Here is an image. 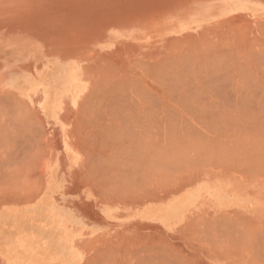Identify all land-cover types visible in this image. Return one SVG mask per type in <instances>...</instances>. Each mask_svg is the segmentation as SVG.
<instances>
[{
  "label": "rangeland",
  "instance_id": "rangeland-1",
  "mask_svg": "<svg viewBox=\"0 0 264 264\" xmlns=\"http://www.w3.org/2000/svg\"><path fill=\"white\" fill-rule=\"evenodd\" d=\"M263 1L264 0H0V54L5 55L4 58H1L0 59V89L2 87L1 86V83L4 82L5 80H7L11 76H28L29 78H32V82H31V85H30L31 86V88H30V91L31 92L36 91V90L45 91L44 89L48 88L49 85H50V83H51L49 81L50 80L49 73L52 70V65L51 64H65L66 63V64H72V65L75 64L76 66H80L82 68V71H84V72H87L88 71L89 72V76L88 75H85L86 78H84L85 79V82L87 81L86 83L88 85V88H87V90H86V92L84 94V97L86 96V93H88V91H90L89 94H87V101L84 100L85 101L84 102V106H83L84 108L82 110H80V113H79V110L78 109H74V108L71 109L70 106L66 108L67 110L64 109V111L61 113V114H63L65 111H71V113H72V114H66V113L64 114V115H72L71 117L64 118V119L61 118V122L66 121L65 127L67 128V132H65L64 134L63 133H58V131L56 130L55 127H53L51 125H48L45 122V119H44L43 114L40 111H38V107L36 106V99L37 98H35V100L32 103H30V104L27 105V112L28 111H31L30 112V115L33 116L32 119L29 118V117H28V119H25L26 116H28L26 114V112H25V109L23 111V108H21V106H19L21 108L20 109L18 107V105L15 104V102H12L13 101L12 99H9V98L7 99L5 97H4L5 99H2L3 98V95L0 94V98L2 99V100L0 99V108H1L2 113L4 115H6V116H4L1 113V111H0V114H1V116H0L1 117V119H0V122H1L0 123V126L2 124L1 130L3 131L4 130L3 128L6 127L5 128V130H6L7 127H10L11 130H14V132H15V134H13V131H11L10 134H12L14 136H11L10 135L9 137H7L8 136L7 131H8V133L10 132V130H9L10 128H8V130L5 131L6 133H3L4 135H6L5 136L6 137L5 139H8V140H5L4 137H3L4 135L3 134L2 135L0 134L1 135L0 136V141H1L0 143L4 146V148L2 149L1 148L2 145H0V152H2V150L3 151L5 150L4 152H2L3 154L0 153V162L3 160L1 162L2 164L0 165V170H2L1 171V174L4 177H8L6 175V171H7V167H9L8 171H9L10 179H12V176L16 179V181H14V183L12 182L13 180L11 182H9L7 180H6L7 182H5V180H0L1 181L0 182V186H4V184H5V186L7 185V187H8V185H9L8 188L6 187L7 189L4 186V189H6L7 191H5L3 188L0 187L1 188L0 189V209L3 208V207H5V206H11V205H13L12 207H22L25 203L26 204L29 203V199H30V201H33L36 198V197L34 198V196H33V195H35V190H36V188H38L39 184L41 185V182L40 181H41V179H43L42 177H45L43 175L46 174L47 165L49 163H51V162L56 161V158H57L58 161H56V163H57V166L56 167H57V172L58 173L56 172V180H55V182H58V183H60L62 185L61 189H62V191L64 190L66 192V194L63 195L60 192L59 193H56V198H58V199L63 198L59 202L62 203V206L63 207H66V208H64L65 211L69 212L70 214L73 211L72 214H71V216L73 217V219L77 223L76 226H74L77 230H83L85 232V231H87V229L89 230V229L95 228V232H91V234H85V235H82L80 237H76L75 239L72 240V243L78 247V251H79V254H80L81 264H91V259H92V262L94 261V259H96V261H94L93 264H98V263L99 264H108V263L109 264H123L124 262L126 264H138L141 261L140 259H142V258L145 259L146 258L145 260H147V259H150V256L152 257L151 260L153 261V264H155L156 261H157V264H248V263L249 264H254V263H256V264H264L263 263L264 262V249H263V253L261 252L262 248H264V246H263L264 245V233L262 232V231H264V177L261 176L262 173H263L262 175H264V169H263V171L260 170V173H261L260 175H255V177H254V175L252 176V173L254 174V173H256L259 170V168H258L257 171L255 172V170H256V167L255 166H256V163L259 164V162L261 160H263L262 158L264 157L263 156V154H264L263 153L264 152V148L262 147V149H263V150L261 149L262 151H260L258 148L253 149L254 150L253 153L254 152L257 153V150H258V153H257L258 155H261V153H263L261 155L263 157L261 158V160L259 159L260 161L258 160V157H256V154L255 153H254L255 156L253 155L254 157H256L255 159H254L253 156L247 157L248 156L247 155L245 157L244 156V152L246 154V152L248 151V149L244 148V149H246V151H244L242 153V155L244 156L245 159L246 158L247 159L249 158L248 159L249 160V163H250L249 165H248V162H247L248 160L246 159V161H245L244 158L241 159L240 158V155L241 154H237L238 152L236 154H233V155H239L238 158L237 157L235 158V156H233V158L235 159V161L237 159H239V158H240V161L242 160L241 162H239V160L236 161V163L237 162L239 163V164L237 163L238 165L236 163H234L235 161L234 162L229 161L228 160L229 157L226 154L225 156H227L228 158H226L225 156L224 157L229 161V166L230 167L228 168L227 167V163L228 162H226L225 160H223L222 156L224 154L222 155V153L228 152L229 150H228V147L227 146L230 147V145L229 144L226 145V144H223L222 143L223 144V146H222L223 151L225 150L226 152L225 151L224 152H221V155H222V156L220 155L221 158L218 157V156L217 157L215 156V158H220L219 161L222 159V161H220V163L215 160L216 162H218V165L220 164L219 166L217 165L220 168H214L216 165L213 166V168H212L211 166L214 165V162H213V164H211V162L209 161V163L211 164V166H209L210 164L209 165L207 164L209 167H206V168L204 167V169H203L201 167L202 164H199L198 163V160L199 161L201 160V161L204 162L205 159L207 161V158H206L205 154L202 156V152H200L201 149L200 150L197 149L198 147L196 149L194 148V152L197 151L198 153L191 152V148L193 147V144L190 143L191 142V139L192 140L194 139L195 141L196 140H202L203 141L206 137H208V138L211 137L210 139H212L213 137L215 138V134H216V138L218 136V139L216 141L215 140L214 141L217 143V141L218 142L219 141L221 142L223 140V138L222 139L220 138V135L223 137V134H225L226 137H227V134L225 133V130L224 129H228L229 128L231 131L232 130L235 131L236 128L224 127L223 128V130H224V133L223 134H220L223 131L221 129H219L221 131H217V130L214 129L215 130L214 133H213L214 130L213 131L210 130V132L212 131L210 133L209 130L208 131L206 130V129H210V126L207 124V122L206 123H203V124H205V125L207 124L206 126H209V128L203 127L204 125H199L201 123H198V122H201L202 120L201 121H197V120H195L196 117L194 118L195 115L192 114V116H191L190 110L192 112V108L189 109L191 107V105H189L190 107L188 108L189 110L186 111L187 113L185 112V107L187 108L188 104H192V103L195 104V102H196V103H198L197 104L198 106H202L203 103H201V102L204 99L202 100L201 98H203V97L205 98L206 94H207V96H206L205 99H208V97L210 98V96L212 94L210 91L212 89H213L212 92H213L214 95L212 94L211 98L209 99L210 100V103L212 102V99L213 98H215V99L217 97L220 98L221 95H219V94H222V96H223V97H221L222 98V101H220L221 98L220 99L218 98L219 99L218 100L219 102L218 101L215 102L216 100L214 99L215 101L213 100L212 104L213 103L214 104H216V103L218 104L220 102L222 104L223 100L224 101L226 100V102H225L226 104L223 102V104H225V105L231 104L232 102H235V101H232V99H234V96L232 97L231 95L232 94L235 95V92L234 91H235L236 87L238 85L239 86H242V84H244L245 87H248L249 89L251 88V90L253 89L252 91H249V89H247V88L244 87L245 90H248L247 93H249V92L252 93L253 92V95L254 96L252 97V95H251V97L253 99L255 98V96H257V97L263 96L262 94L260 95V93H261V91L264 90L263 89L264 88V84L261 85L260 83H262V82L258 83L259 82V78L258 77L262 73L264 74V72H261L262 71L261 69L259 71L258 70L259 63L256 62V63H258V66L256 67V63L254 64V62L257 61V60L258 61H261L263 64L260 62L261 65L259 66V68H263L264 67V59H263L264 58V46H262V45H259L260 47L258 46V44H263L264 45V43H263L264 42V35H263L264 34V32H263L264 31V24H262V25L261 24L260 25L257 24L259 26V27H257L256 26V23L252 21V20H255V16L253 15V6H254L253 3L261 4L264 7V2ZM223 8H225L226 10H228V13H227L226 16L220 17L219 16V14H220L219 13V10L220 9H223ZM210 15L213 16V18L212 19H209V20H207L205 22H203L202 23L203 28H201L200 30L196 31L195 28H196L197 23H195L194 21L195 20H199L200 18H204V17L206 18V17H208ZM155 21H156V23H155ZM129 23H130V25H129ZM145 23L147 24L146 26H145ZM155 24H157L158 26L157 25L155 26ZM131 25H133L134 27H131ZM259 30H260V32H259ZM244 32L245 33L247 32V34H246L247 36L245 35ZM236 34H237V36H236ZM183 35H184V37H183ZM253 35L254 36H257L258 38L257 37H254ZM252 38H255V40L253 41ZM242 39H243V41H241ZM237 40H238V42H237ZM251 40L253 42H255V43L252 42L253 43L252 44L251 43ZM195 41H196V43H195ZM105 42H107L108 44H106ZM243 42H244V45H243ZM13 43L14 44H18L21 47L22 50L20 49V47L14 48L13 47ZM101 44H103V45H101ZM218 44H220V45H218ZM225 44H227V47L226 48H228V49L221 47V46L225 47ZM242 45L245 46V47H242ZM217 46H218V49L216 48ZM228 46L230 47V49H229ZM241 47H242V49H241ZM206 48L208 50L210 49V51L208 52L206 50ZM231 48L233 50H234V48H236V49L234 51H232ZM250 48H251V50L254 48L252 50L253 54L252 53H249L251 51L248 52V50H250ZM203 49H205L204 50V54L202 53L203 52ZM222 49H224L225 54L227 52V55H225L224 53H220L219 52V50L223 52ZM243 49H246V52ZM186 50L190 51V52H188L189 53L188 55H190V57L187 54H185L187 52ZM182 51H185V52H182ZM211 51H212V53L215 52V54H216V52L222 54V55L219 54V56L221 58L223 56L225 62H227V60H228V63L229 64H230V60L232 59L231 60L233 62V63L231 62V64H232L231 69L232 70L229 68V69H225L227 71V73L223 72V69H224L223 67H225V65H223V67L219 66L218 63L221 62L220 59L217 58L219 56H217V55H215L213 53V55H215V56H212L213 58H211V55H212V54H210ZM228 51H230V52H228ZM254 51H256V52H254ZM145 52H146V54H145ZM151 52L157 53V59L156 60L158 61V63H156L157 61L155 62L157 65L159 64V60L163 56V60L162 59L161 60L163 61V63L166 62L168 67L165 66L166 64L164 66L167 67V68H169V71L171 70L173 76L171 75V73H170V75L172 77H174V81L170 79L171 80V83L184 81L183 82L184 83V86L183 87H186L187 88L184 92H187V94L189 93V95H187V94L186 95H182V97L179 95V98L177 99V101H179V102H180V100H182L183 102L187 100L188 101L187 106H185L186 104L184 105L185 102L182 103L184 106L183 105H182V107L177 106L178 102L175 103L176 102L175 101L176 100L175 98H177L178 96L175 97V98L173 97L174 98V101H175V102L173 101L174 102L173 103V102H171V99H169L168 94H167L168 99L165 97L166 96V94H164L165 92L163 93L164 94V100H162L163 101L162 104L163 105L164 104L166 105V103H167V107L165 105L162 106V104H159V108H156L157 105L155 107H153V105H151V106H152L153 109L156 108L155 110L157 111V110H160V105H161V109L164 108V110H167V111L162 110V112L163 111L166 112V116L169 115V109L170 108H171V111H173L174 113H176L178 115H182L183 117L180 116L181 117L180 119L183 120L182 123L184 122L185 123L184 125H186V126H187V124L189 125L188 126L189 129H187V130H186V128H187L186 126L184 127L185 130H184V128H183V130H182V128H180L181 121H179L180 120L179 119V116H177V117H178V121L180 123L177 121L178 123L176 122V125H175V123L173 125H171L172 124V120L176 118V116L172 115L174 113H171V115L174 117L172 120H170L171 121L170 122L171 123L170 126H172V127L171 128L170 127L168 128L165 125V121H166V124H167V122H169V119H171V118H169L171 116L169 115V117H167L168 118V120H167V118L165 117V113L164 112H163V115H162V113H159L161 110L158 111V113H159L158 116L160 117V119H161V117L164 116L162 118L163 119L162 120L163 121L162 124H163V127L166 126L167 129L166 128H163V127H159L158 129L155 128L157 126H162L159 123H158L159 125L154 126V128L152 127L154 124L151 123V124H153V125L150 126L152 129H148L149 128V127H147V124L148 123H146V122H148L147 121V117L150 116V113L148 111H150L152 108L150 109L149 106H146L148 108V109H146V111L148 110L147 112H148L149 115L147 116L145 114L143 117H141L143 115V113H141V112L144 110V107H145V106H143L141 104L143 102L142 100L144 98L141 99V103H140V100H138V103L140 104V109L138 107L139 105L136 106V108H133L132 105H131V103H128V106H126V107L132 109L135 113L132 112V110H127L126 111V109H128V108H125L124 115H121L122 114V112H121L120 115L118 116L116 112L115 113L113 112L114 113L113 115L116 114V116H113L112 113H110V111H108V112H101V110H100V105H101V109H102V106H103L102 104L103 103L101 102L102 100L101 99L98 100V98L101 97L102 88H103V90H105L104 89L105 84L110 83L112 79L115 80L114 82H116V83H119V80H120V83H121L120 85L125 84L126 87L124 85L123 86H124L125 89L127 88V90H128L127 93H129L131 91L130 88L133 89L136 92L142 86L143 87L144 86L145 87L148 86V88H151V87L154 88L156 86L155 85L156 82L153 81V80H151L152 79L151 78V75H152V77L154 79V77H155L154 73H156V72H153V74H151V75L149 74L148 77L144 73L146 75V78H145V75H143V72H141L143 70L144 71L146 70L145 72L147 73V69L145 67H148V66H146L144 63H147V59L148 58H145V57H148L149 56V53L151 54ZM117 53H118V55H117ZM173 53H175V54H173ZM182 53H184V54H182ZM239 53H241V54H239ZM248 53H249V55H247ZM256 53L257 54L259 53V56H257ZM169 54L173 55V57L171 55H169ZM200 54H203V56L199 60V58L201 56ZM232 54H234V55H232ZM238 54L241 55V56H239ZM243 54H244V56L247 55L248 58L246 57L247 59H244L245 57L242 56ZM8 55H9V58H10V55L12 57H16L17 56V58H15V61H17V63H15L14 60L9 59L7 57ZM195 55H197V56H195ZM235 55H236V57H235ZM254 55H256V56H254ZM175 56L176 57H179V58H177V59H180L179 61H181V59L186 58L187 61H185V59H184L185 64L188 62L186 64V66H185V64H184L183 61H181L180 63L177 62ZM193 56H195V57H193ZM206 56H207V58H210L209 59V62L212 61V60H214V58L217 56L216 58L219 59V60L215 59L216 62H213L212 61L213 62L212 65L214 66L215 64H217L216 66L217 67L219 66V69L223 68L222 69V73L223 74H220L221 71L219 72V69L217 68V70L219 72V75H218V72L216 70V67H214L216 71H214L213 66L210 67V64L208 63V61H207L208 59H206ZM79 57L81 59H79ZM182 57H184V58H182ZM191 57H193L194 60ZM249 57L251 59H253L252 57H254L253 60H255V61H252L251 62L250 61L251 59ZM23 59H26V60H23ZM56 59H57V61H56ZM189 60H193V62L192 61L189 62ZM224 60L222 59L223 62H224ZM234 60L235 61H237V60L239 61V62L237 61L238 62V65H240L239 64L240 61H241V63H246V62H248L247 60H249V63L248 64L251 65V63H252V66L251 67L254 68V70L256 69L255 72H254L255 73L254 75H256V76L258 75L257 76V78H258V80H257L258 82L257 83L260 84L262 86V88H260L261 87L260 85H259V88H258V85H255L254 84L256 81L255 82H253V81L256 80V76H255V79H252L253 80L252 81L253 84H252V82L249 83L250 80H251L250 78H252L251 75L249 76L250 78L248 77L249 78L248 81L244 79L246 77L241 78L243 76H240V72H238L240 70V68L238 67V65L236 64V62H234ZM194 61H196V62H194ZM198 61L203 62V63H199V64H201V69L203 68V70H200L202 72H198L197 73L194 70L197 69L196 67H198V68L200 67V65H198ZM205 61H206L207 65H205L206 64ZM117 62H118V64H117ZM140 63H142L141 66H140ZM160 63H162V62H160ZM189 63L191 64V66H188V65H190ZM143 64L145 66H143ZM179 64H181V65L179 66ZM183 64H184V66H183ZM220 64H222V63H220ZM147 65H149V64L147 63ZM152 65L154 66V64H152ZM230 65H229V67H230ZM249 65H247V67H246V71L247 72L246 71H244V72L249 73L247 69H250V73H251L252 68L251 67L248 68ZM160 66H161V64H160ZM208 66H209V68H211V70L209 69L210 72L212 71V68H213V72H211L212 73L211 75H210V73H207L208 68L206 70V67H208ZM233 66H234V69L235 70L233 69ZM141 67H143V68H141ZM165 67L162 66L161 68L162 69H166ZM186 67H187V69H186ZM157 68H154L153 67V69H156V70H157ZM238 68H239V70H238ZM21 69H24V70H27V71H21V72H19ZM149 69L150 70H153L151 68H149ZM162 69H160V70H162ZM241 69H242V67H241ZM181 70H182L181 73H182L183 76L180 73ZM135 71H137L138 73L137 72L135 73ZM169 71L167 70L166 72L169 73ZM197 71H199V70L197 69ZM256 71H257V74H256ZM162 72L164 73V70H162ZM194 72L197 73L199 77H200V75H202L201 76V78H202L201 85L200 84H194L192 82L194 80L195 81L197 80V83H200V80H201V78L199 79V77ZM214 72H215V74H214ZM232 72H234V75H233L234 78L233 77H229L230 76L229 75V76H227L228 80H226L227 79L226 78V74H231ZM241 72H242V70H241ZM244 72L242 73V75L244 74ZM148 73H150V71ZM187 73H189L190 76H187ZM235 73H236V76H235ZM157 74H158V72H157ZM164 74H166V73H164ZM213 74H214V76L212 78V75ZM232 74H231V76H232ZM262 75L260 76V77H262L260 79L261 81H262V79H264L263 78L264 76H262ZM161 76H164V75L161 74ZM167 76L170 77L169 75H167ZM210 76H211V79L209 80ZM237 76H238V79H237ZM244 76H245V74H244ZM156 77H158V76H156ZM235 77H236V79H235ZM163 78H165V77H163ZM100 79L102 81H100ZM44 80H46V81H44ZM155 80H156V78H155ZM159 80H161L160 77H159ZM165 80H167V79L166 78L164 80L162 79V81H165ZM190 80H191L192 83L190 82ZM206 80H207V82H206ZM211 80L212 81H215L217 83L212 82ZM238 80L240 82H238ZM93 81L95 83H93ZM162 81H161V84H162ZM101 82L103 83V84H101L103 86L100 85ZM157 82H160V81H157ZM166 82H168V80ZM188 82H189V84H188ZM223 82H224V84H222ZM232 82L234 83L235 86H233V84H231ZM241 82H242V84H241ZM169 83H170V81H169ZM203 83L205 85H203ZM219 83L222 86H225L224 87L225 89L221 85H219ZM229 83H230V86L227 87V84L229 85ZM248 83L250 85L251 84L252 85L249 87ZM190 84H193L192 85V90L189 87ZM207 84H208V86H210L209 88L211 90L208 88ZM198 85L201 86V89L199 88L200 86H198ZM254 85L257 88L256 87L254 88ZM42 86H43V88H42ZM204 86H205V88H208L210 90L209 91L210 93L208 92L209 93L208 94L206 92L205 96L201 95V93L204 92V91H200L202 89L205 90L204 89ZM100 87H102V88H100ZM128 87H129V89H128ZM162 87H165L164 89L167 88V86H164V85H162ZM89 88H90V90H89ZM193 88H195L196 90L198 89L201 92V93L199 92L200 93L199 94V97H201L200 98V101L202 100L201 102L200 101H197V99L199 97H197L198 94H195V93H197L198 90L195 91V89H193ZM219 88L220 89H223V92H222V90L220 91ZM230 88H232L233 91H231ZM233 88H235V89H233ZM143 89L145 90L146 88H143ZM154 89H152V90H154ZM208 89H206V90L208 91ZM229 89L231 91L230 93H229ZM237 89H242V88L241 87H239V88L237 87ZM261 89H263V90H261ZM147 90H149V89H147ZM91 91H93V92H91ZM217 91H219L218 94H217ZM259 91H260V93H259ZM151 92H153V91H151ZM220 92H222V93H220ZM139 93H141V92H139ZM143 93L144 92L142 91V94ZM159 93H161V92H158L157 93L158 95H156L157 102L159 100L158 98H160L161 97V94H162V93L161 94H159ZM170 93H172V92H170ZM193 93L195 94V96L193 95ZM223 93H224V95H223ZM130 94L132 95L131 98H134L135 100H136V98L139 99L138 97H140L142 95V94H140L139 96H137L135 98V94L132 91L129 94H127V97H130ZM163 94H162V96H163ZM190 94H192L193 96L192 95L190 96ZM144 95L146 96V94H144ZM152 95L155 96V94H152ZM152 95H150V96H152ZM150 96L149 97L146 96V97L147 98H150ZM173 96H176V94H174ZM244 96H245V93H244ZM244 96H242V98ZM102 97L105 98V96H102ZM142 97H143V95L141 96V98ZM183 97H184V99H180V98H183ZM190 97L191 98L192 97L193 98L194 97H197V99L194 102V99L192 98L193 100H191ZM236 97H237V95L235 96V99H236ZM248 97H250V95ZM165 98L167 100H169V102H166V99ZM188 98H190V99H188ZM7 100H8V102H7ZM9 100H10V102H9ZM147 100H150V99H147ZM152 100H153V98H152ZM3 101H4V104H2ZM125 101H123V102H125ZM151 101H148L147 103L149 104V102L151 103ZM155 101L156 100H154L152 103L154 104ZM187 101H186V103H187ZM203 102H209V101L207 100V101H203ZM8 103L9 104H12L14 106H12V105L9 106ZM159 103H161L160 100H159ZM199 103H201V104H199ZM106 104L107 105L109 104L108 101L106 102ZM106 104H104V106ZM145 104H146V102H145ZM171 104L174 107H171L172 106ZM212 104H209V105H211V107H214V106L217 107L218 105H220L217 108H219V109H220V107L223 108V106L221 104H218V105L216 104L217 106L216 105L213 106ZM251 104H252V102H251ZM255 104H256V102L253 103V106ZM129 105L131 107H129ZM244 105H246V104H244ZM248 105H249V108L247 107ZM94 106H96V107H94ZM194 106H196V105H194ZM198 106H196L197 109H198ZM205 106H207V105H205ZM247 106L245 107V110H244L245 112L248 109H250L249 102H248ZM228 107L230 109L231 106L228 105ZM228 107L225 106V110ZM240 107H241L240 109H244L243 104ZM7 108H10L9 111H8ZM34 108H35V110H34ZM85 108H87V110ZM174 108H176V109H174ZM181 108L182 109L184 108V112H181V110H182ZM200 108H199V112H200ZM203 108H205V107L203 106ZM246 108H248V109L246 110ZM211 109L213 110V108H211ZM98 110H99V112H97ZM139 110L141 112H138ZM193 110H195V107H193ZM225 110L223 108V111L224 112H225ZM122 111H124V110H122ZM146 111L144 110L143 112H146ZM195 111H197V110H195ZM22 112H24L26 114V116H24V114L22 115L21 114ZM136 112L138 114L140 113L141 116L138 115ZM151 112H152V110H151ZM210 112H211V110H210ZM153 113L154 112H152V115H154ZM193 113H196V112H193ZM241 113H240L241 115L247 116L248 111H247V114H245V113L243 114V111H241ZM216 114H218V113H216ZM2 115H3V117H2ZM46 115L48 116L49 114L46 113ZM154 116L157 117V114L155 113ZM154 116H152V117L154 118ZM250 116H251V113H250ZM250 116L248 118H251ZM22 117H23V119H25L22 122L25 123L26 120L28 122L29 121L32 122L31 125H30V126H32L31 128L28 129V126L27 125H29L30 123L29 124L26 123L27 125L26 124H20L21 129H18L17 126H19V123H21ZM144 117H146V119H144ZM159 117H157V118H159ZM192 117L194 118V120L192 119ZM256 117H258V120L259 121L260 120H263L262 118L259 117V115H256ZM11 118H12V121H11ZM142 118L144 120H142ZM149 118H148V120H149ZM199 118L201 119V117H197V119H199ZM203 118L204 117H202V119ZM243 118H245V117H243ZM78 119H80V120L78 121ZM160 119L158 121L161 122ZM164 119H165V121H164ZM209 119H206V120L209 121ZM246 119L247 118H245V120ZM33 120L35 121V123H34ZM110 120L111 121L113 120V121L111 122ZM154 120L155 119H151L152 122ZM176 120H177V118H176ZM215 120L216 121L219 120L218 122H220V119L219 118L218 119L216 118ZM250 120L248 119V121H245V123L247 122V124H248L250 122ZM14 121H15V124L13 125ZM18 121H19V123H18ZM253 121H255V120H253ZM259 121H257V122L259 123ZM10 122H11V125L14 126V127L10 126ZM36 122H38V126H39V123L41 122L39 127L42 128L44 126L42 128V130L38 126H34V125L37 124ZM156 122H155V124H157ZM174 122H175V120H174ZM241 122L243 123L244 121H241ZM257 122L255 121V123H257ZM191 124H193L192 125L193 127L191 126ZM247 124L245 125V127L249 126ZM24 125H26L25 127H27V128L24 129ZM149 125H150V122H149ZM240 125H242V124L240 123ZM260 125H262V124H260ZM62 126L64 127V124L63 123H62ZM108 126H110V127H108ZM254 126L250 122V126L249 127L250 128L253 127V129L255 127H257V126H255V127ZM245 127H243V128L245 129ZM258 127H260V126L258 125ZM14 128H16L18 130L14 129ZM33 128H34V131L36 130L35 131L36 133L33 131ZM120 128H121V130H120ZM160 128H162V129H160ZM178 128H180V129H178ZM263 128L264 127L262 126V129ZM127 129H132L134 133L132 132V130H127ZM153 129H154V131H152ZM155 129H156V131H155ZM159 129H160V131H159ZM229 129L226 130V131H229ZM239 129L241 130L242 127L241 128L239 127ZM244 129H242V130H244ZM247 129H248V131H250L252 128L250 130H249V128H247ZM1 130H0V132H1ZM22 130L25 131L24 132V135H26L28 133V132L26 133V131H29L30 130V132L27 134V136H23L22 135L23 134ZM31 130L35 134L33 132H31ZM125 130H127V132H124ZM199 130H201V131H199ZM236 130H238V129H236ZM16 131H18V132H16ZM37 132L38 133L41 132V135H42V136H40L41 138L38 137V135H40V134H37ZM16 133H17V135H16ZM18 133H20L21 136ZM122 133H124L126 135H124ZM30 134H32V135L34 134V136L37 134V136H35L36 138H34V139L37 140V137H38L39 143L41 142L42 144L40 145L39 143H37V141H35L34 143H32L33 140H34L33 139L34 136L31 137L32 135H30ZM120 134L123 135V137H121V138L122 139H126V140H124L122 143L116 141L117 142L116 143L115 140L112 137H114V136L117 137V138L114 137L117 140L118 137H120L119 136ZM186 134H188V135H186ZM15 135L17 137H19V136L20 137L17 139V137ZM156 135H158V136H156ZM22 136L25 137V138H22ZM27 137H29V138L31 137V139L29 140V138H27ZM187 137L190 140V142L187 139ZM21 138L26 141V144H28L27 142L29 141V145H27V146H28V148L30 147V152L31 151H34L35 152V153H33L35 155V158H34V155L31 154L32 152L31 153L30 152L29 153H26L29 150L28 151L26 150L27 147L25 146V144H21V143H24L25 142ZM1 139L2 140L4 139L3 140L4 141L3 143H2V140ZM12 139H14L13 142L14 141H16V142L13 143L12 142ZM169 139L171 140V142H170ZM210 139H209V141H210ZM17 140L19 142H20V140H22V141H21V143H19ZM42 140H43V142H42ZM194 140L192 141V143L195 142ZM205 140L208 141L207 139H205ZM66 141L68 142L69 145L75 147V151L77 152L76 161L77 160L79 161V167H78V174H74V176H72L71 173L68 174V172H67V165L65 163V160L67 161V159H65V156H64V151H65L64 149H65V142ZM98 141H99V143H98ZM126 141H127V143H126L127 145L124 144V142H126ZM30 142L32 144H36V146L33 145V146H35L33 148L32 144ZM135 142H136V144H135ZM197 142H198V145H199V142L200 141H197ZM212 142H213V140H212ZM222 142H224V141H222ZM16 143H17V147H15V150H14V148H12V149L9 148L12 145H13V147L16 146L15 145ZM115 143H116V145L118 143H121V145H122L121 147H119V149L122 148V152H120V151L118 152L117 151L118 153L121 154V153H123L125 151L124 154H121V155L124 156L123 157L120 154H116L117 152L115 150V152H116L115 155H120L121 157H123L122 160H121L120 156H119V158H116V162L114 161L115 160V157H114V159H111V158H113V156H111V155H113V153H114V151L112 153L111 150L114 147L115 148H118L117 146L120 145V144H118L116 146ZM5 144H7V146H8L9 149H6L5 148ZM194 144H196V142ZM214 144L212 145L213 147L215 146ZM39 145L41 147V148L39 147L40 149L38 148ZM216 145L218 147L219 144H216ZM194 146H197V144L194 145ZM199 147H200V145H199ZM219 147H220V151H222L221 150V146H219ZM219 147H218V150H219ZM18 148H19V150H18ZM32 148H33V150H31ZM36 148L38 149V151L40 150L39 151L40 152L39 154H38V151L36 152ZM16 149L18 150L17 153L15 152ZM170 149H171L172 152H170ZM234 149L237 150L236 147H234ZM234 149H232V150H234ZM240 149H242V148H240ZM240 149H238V150H240ZM9 150H11V151H9ZM20 150H22L23 153ZM93 150L94 151H97L96 153H98V151H99V154L100 155L102 154V153H100V151L101 152H104L105 155L107 154V152L105 153V151H109L106 156L104 155L106 158L108 156L107 160L105 161V160H103V159L100 158L101 160H99V163H95L94 161L90 160L89 157L92 154H94ZM126 150L128 152H126ZM206 150L207 149L203 150V153ZM213 150H212V152H213ZM215 150H217V148H215ZM188 151H189V154L187 153V155L188 156L191 155V157H190L191 160L192 159L194 160L195 157H196L195 161H192V163L194 165H197L198 167H201L200 169H198V171L199 170L200 171L198 172L195 169L197 167H195L194 169L192 167H190V169L191 168L193 169V170H190L189 167L187 166V168L189 169V173H190V171H192L190 174L187 171L185 173L186 175L184 173H182V172H181V174L177 172L176 174H178V175L176 176V174H175L174 179H172L173 176H171L169 173L171 171H173L174 168H175V170H178V171H179L180 168L181 169L183 168V167L179 166L180 164H178V158H180V156H182V155H179V153H182V152L184 153V152H188ZM6 152H7V154H5ZM45 152H46V154H45ZM210 152H207V153H210ZM216 152H218V151H216ZM84 153H86V154H84ZM110 153H112L110 155L111 158L109 157V154ZM172 153H174V154H172ZM200 153H201V155H200ZM247 153H249L250 155H252L251 154L252 151L251 152H247ZM21 154L24 157L26 156L25 158H27V160L29 158V160H28L29 162L27 161L29 164H27V165H28V168H29L30 171L28 170L27 166L26 167L25 166H23V167L20 166V164L22 163V159H23L24 165H25V162H26V159L24 157L23 158L22 157L20 158V156H22ZM27 154H29L30 157H27ZM36 154L39 157L36 156ZM127 154H128V158L129 159H126L127 157H125ZM176 154H178L179 156L176 155ZM193 154H194V157H192ZM195 154H197V155L195 156ZM198 154H199L200 157L198 156ZM213 154L215 155V151H214V153H212V155ZM2 155L3 156L5 155L4 156L5 158ZM210 155H211V153H210ZM210 155H208V156H210ZM228 155H230V153H228ZM242 155H241V157H242ZM102 156L103 155H101V157ZM185 156H186V153H185ZM105 157H104V159H106ZM38 158H39V160H37ZM182 158H183V160H186V158H184V156ZM233 158L231 159V157H230L229 159L234 160ZM259 158H260V156H259ZM32 159H33V161L35 163H38V165L37 164L35 165V163H32L33 162ZM109 159H110V162H109ZM118 159H119V161H117ZM166 159H170V163H172L173 166L167 164L165 162ZM181 159H180V161H183ZM256 159H257V162H256ZM35 160H37V161H35ZM150 160H152L154 162L155 165L153 164V162H152V165H153V167L155 166L154 170L155 171H158V172H161V171H159V168H158V167H160V165L158 163H161V161L165 162V164H162L161 163L163 166L160 168V170L162 169L164 171L169 166L170 167L171 166L173 167V169L171 168L172 169L171 171H170L169 168H168L169 170L167 169V172H168L167 175L169 174L171 176V178L170 179H167V181L168 182L172 181L171 182L172 183V186L175 183H177L175 185L176 190L178 189L176 186L179 183H181V181H183V179L188 178V176L189 177H196V174L197 173H201V176L200 177L196 178V180L193 181V183L189 184V186L188 187H185L184 189L190 191V188L192 186H195V185H200L199 186L200 188L201 187H204V188L205 187H209V188H211V187H214L215 185H217L218 187L223 186L224 187L223 189L225 190V192H229V194L232 193L233 191H237L239 193V195L243 196L242 198H245L247 196V197L253 199V202H255V205L251 209L252 210L253 209L254 210L255 209H258L257 214L251 220H249L250 219L249 218V215L244 214V213L238 214L239 212H235L234 211L233 214H234V219L235 220H236L235 216H238V215H239L238 218H240V215H243V217L247 220V221H244L245 219L241 216V218H243L244 220H242L240 218V220H242L241 226H240V224H239L240 221L237 218V220H236L237 223L235 222L236 223L235 225H236V227L239 226L241 228V230H240L239 227L236 228V229L234 227L233 228L231 227V224H230L229 221H232V222L235 221L234 219H232L233 218V214L232 213L227 214V215L230 216V218L227 215L225 216V218L228 217V220L229 221H227V219L225 220L224 215L221 216L219 213H216L214 211V209L212 208V205H206L207 207L206 206H203L201 209H198L197 213L195 211H191V213H190L189 217L186 219V221L189 222V223H190V221L191 222L193 221V223H190L191 225H188L187 228H183V229H181V231L178 230L176 232V235H175L176 237H178V238H186L187 239V244L186 245H173V244H171L172 245L171 246L170 244L163 243V242H166V241L163 239L165 237V235L162 232H155L154 234L150 235L151 237H153L155 239L156 243H160L159 244L160 246L159 245H157V246L155 245L156 248L154 249V252H153V250H151L153 252V254H150L148 252V249H153L154 246H151V247L149 246V247L146 248V246H144V245H142V247H139L141 245L131 244V243H136L135 240H130L129 239V242L130 243H128V244L125 243L124 245L123 244H120V235H119V233L118 232H115V231H111L110 229H107L106 228V227H108V225H107L106 220H104V212H103V209L105 210V207L107 206V202H109V203L112 202L111 205L110 206L108 205V206L113 211H115V212L125 211V212H127L129 214L131 212H135L134 209H131L129 207L128 208L125 207L122 204L121 201L122 200L123 201H126V202L128 201L127 202L128 205H134V204H136V201L135 200H137V202L138 201H141V198L143 197L142 195H144L145 193L142 192L143 193L142 194L140 192L141 190L139 191V189L142 187V186L140 187V185L142 184L143 187H144L145 186L144 185L145 183L144 184L143 183H140L141 180H142L141 182L144 181V178H140V177H142V176L144 177L145 174H146V177H148L147 175H149V171H151V168H150L149 165H148L149 167L147 166L148 169H150L148 171V174H147V169L145 167H146V164L151 163ZM20 161H21V163H20ZM76 161H75V163H76ZM85 161H88V162H85ZM111 161L114 162V164ZM143 161H144V164H143ZM91 162H92V164H94V168L95 169L93 168V165L91 166ZM130 162H132V163L130 164ZM230 162H231V165H230ZM244 162H246V163H244ZM263 162H264V160H263ZM252 163H253V165H252ZM85 164L87 165L86 167H85ZM96 164H98V165L96 166ZM204 164H206V163H203V166H204ZM17 165L19 167H22V168H20L21 171H19V172H23L25 168H26L25 171H27V170L29 171V173L26 172V173H28V176L25 175L24 173L21 174L22 176H24L25 178H27L29 176H30V178L31 177L32 178L33 177L34 178L36 177V179H38L37 180V184H38V182H40V183L37 185V187H35L34 184H33V186H31L32 184L30 185V183H31L30 182L31 181L30 178H27V179H30V180H28V182H29L28 183L27 181H25L27 179H22L24 177H22L19 172L16 173V170H19ZM22 165H23V163H22ZM43 165H44V167H42ZM194 165H191V166H194ZM240 165L241 166L244 165V166L241 167ZM263 165H264V163H263ZM32 166H33V168H32ZM140 166H142V167H140ZM11 167H12V169H11ZM88 167H89V169H88ZM103 167H105V168H103ZM107 167L108 168L111 167V169H116L117 168L116 170H118L119 167H120V169H119V172L120 173L117 172V173H113V175H106V176L103 173L102 175L98 176L100 172L97 169L98 168L106 169ZM231 167H233L234 170ZM86 168H87V170H86ZM143 168L146 169L145 174H143L144 172H141V170L144 171ZM184 168H185V166H184ZM244 168H246L247 170L250 169L249 172L245 171ZM253 168H254V170H252ZM260 168H261V166H260ZM263 168H264V166H263ZM10 170L13 171L12 172L13 174L15 172V174L14 175L11 174V171ZM39 170H42V173H43L42 175L39 174V172H40ZM90 170H92V171L90 172ZM185 170H187V169H185ZM227 170H229V171H227ZM231 170H233L234 172H232ZM37 171H39V172H37ZM86 171H87V173H86ZM88 171H89V175H88ZM132 171H133V173H132ZM220 171H222L223 173H221ZM224 171H226V173L228 172L229 174H226ZM31 172H32V174L29 175ZM183 172H185V171H183ZM237 172H239V173H237ZM244 172H245V175L246 174H251V175H249L251 178H248L249 176H247V175L245 176L244 175ZM124 173H125V175H124ZM152 173H153V171H152ZM240 173L243 174L247 178L244 177V179H243V175L241 176ZM258 173H256V174H258ZM94 174H96V176H98L99 179L96 176H93ZM137 174H139V175H137ZM2 175L0 176L1 179H2ZM165 175H166V173H165ZM165 175L162 174V176L161 177L159 176V178H162V177L163 178H167V177H165ZM169 175H168V177H169ZM85 176H89L88 177L89 180ZM109 176H111L112 178L113 177L116 178L115 179L116 181L113 182L112 180H110L111 177H109ZM138 176H139L140 179L137 178ZM39 177H40V180H39ZM122 177H124V178H122ZM82 178L83 179L85 178L84 181H82L83 180ZM94 178H97L98 180H96ZM100 178H103V180L105 179L104 182ZM18 179H20V182H18L19 181ZM36 179H34V183H35V180ZM57 179H60V180H57ZM135 179L136 180L137 179L139 180L138 182L140 183V185H139L138 182H135ZM94 180H96V181L94 182ZM100 180L103 183L102 182L100 183ZM156 180H158V179H156ZM159 180H161V179H159ZM159 180H158V182H159ZM177 180H179L180 182L177 181ZM21 181H22V183L27 182V183L24 184V186H23L24 188L23 187H20V188H23L22 189L23 190L22 192L20 190L19 191L17 190L18 191L17 192L16 191V188H15V190L11 189L12 191L9 190L10 189V186H12L11 185L12 183H13V186L15 185V182H16V184L18 183V185L19 184L22 185ZM163 181L165 183L167 182L165 180H163ZM85 182H86V184H84ZM91 182H92V184H91ZM154 182L156 183V181H154ZM158 182H157V184H158ZM165 183L163 184V186L166 185ZM103 184L105 185L106 191H104V187H103L104 185ZM124 184L129 185V186H132L130 188V189H132V191L130 190V193H128L129 192V189H127L129 186H126ZM135 184L139 185V187L137 188V186ZM25 185L27 186L26 191H25V187H26ZM122 185H124V186H122ZM167 185H169V184H167ZM30 186H31V188L32 187H35V189L33 188L34 192H32L33 190L30 188ZM98 186L100 187L101 192H98L97 193V191H100ZM125 186H126V189H127L128 192H125V190H126L125 189ZM170 186L171 185H169V187ZM14 187H16V185ZM164 187L167 188L168 186L167 187L164 186ZM149 188L151 189V188H153V186L151 185V187H149ZM149 188H147V189H149ZM165 188H163L162 187V184H161V188L160 189L163 190ZM173 188H174V186H173ZM18 189H19V187H18ZM87 189H88V191H87ZM102 189H103V191H102ZM109 189H112L110 191H112L114 194L112 192L108 191ZM122 189L124 190L125 193H127L126 195L131 194L133 192L131 194L134 197L133 198L134 200L132 199L133 200V203H130V201H132V200H131V198H129V195L128 196H126V195H123L122 196V194L120 192ZM144 190H146V189L144 188ZM155 190H156V192H159L158 189H154L153 191H155ZM103 192H104V194H103ZM108 192L112 193V195L110 194L111 197H112V199H110V200H108L109 198H111L110 195H108L109 194ZM115 192H118L117 193L118 195H116ZM199 192L202 193L203 190L200 189ZM17 193H19V194H17ZM22 193H24L27 196L23 195ZM28 193L30 194V198L28 197L29 196ZM119 193H120L121 197L119 196ZM100 194H102V195L99 196ZM140 194H142L141 197H140ZM103 195L105 197H103ZM115 195L118 197L117 198L118 200L115 198L116 197ZM159 195H162V194H159ZM163 195L165 196V198L170 197V194L166 193V191H163ZM163 195L161 197H164ZM18 196H19L20 199L18 198ZM124 197L126 199L127 198L128 199L126 200ZM114 198H115V200H114ZM161 199H163V198H161ZM101 200H102V202L104 201L106 203H104V202L101 203ZM97 203H98V205H97ZM211 211H213V212H211ZM97 212H99V213H97ZM235 213H236V215H235ZM208 214H209V216L212 215V217H208ZM217 216H218V218H217ZM231 216H232V218H231ZM214 217H216V219L218 221H219V219L220 220H223L224 219V220H223V222L222 221L221 222L220 221L218 222ZM101 218H102V220H101ZM130 219L131 218H129V221H131ZM192 219H194L195 221L192 220ZM213 219H215V221ZM254 219L257 220V221H259V222H256ZM103 220L106 222V224H105V222ZM136 220H137V224H140V223L145 224V223H147V224L150 225V224L153 223V224L159 225L158 227H163L164 226V224L162 225V223H163L162 221L163 220L159 219L157 216H152V215L151 216H145L144 218H141V219H140V217H137ZM248 220H249V223H247ZM243 221L246 222L247 224L244 223ZM215 222H217V223H215ZM250 222H253V223L256 222V223H258V226L259 227H251V228H249V226L251 224H253V223H250ZM212 224L214 225V227H216L215 228L216 230H214L212 228L211 229L203 228V225H204V227H208V228L209 227H213ZM218 224H220V225H218ZM146 226H144V227H146ZM222 226H224V227L227 226V228H224V227L222 228ZM260 227H261V229H260ZM230 230H232L233 233H231ZM235 230H236L237 233L235 232ZM207 231H208V233H207ZM255 233H257V234L261 233L262 234V237H260V236L257 237V238L252 237V236H254ZM201 234H203V235H201ZM240 234L241 235L243 234L242 236L244 237V239L247 238V241L250 240L251 246H253V247L255 246V248H253V250L254 249L256 250V251H254L256 253L255 256H253L254 253H252V251H251L252 250V247L248 245V243L245 241L246 239L245 240H242L243 237L240 236ZM250 234H252L251 239L254 238L252 241L254 242V241L258 240L259 243L257 241L253 243L251 241V239H250V236H249ZM205 235H206V237H205ZM216 235H217V237H215ZM223 235L226 237V239L223 237ZM230 235L232 237H229ZM235 235L236 236L239 235V236L238 237H235ZM244 235H248V236L246 237ZM144 236H146V233H145ZM209 236H210V238H209ZM200 238H201V240H200ZM227 238H228V241H227ZM231 238H233V239L234 238L235 239L238 238V240H240V238H241L242 242L243 243L245 242L244 244L247 243V246L242 245V247L244 246V248L246 249V247L249 246L250 248L249 247L248 248L251 249L250 250V253L248 254V252H247V255H246L245 254L246 253V250H244L241 246H239V248H241V249H239L238 246H234V245H236V242L237 241L235 240V243H233L234 240L233 239L231 240ZM102 240H104V242ZM160 240H161V242H160ZM214 240H215V242H214ZM241 240H240V242H237V244L239 243V245H241L240 244L241 243ZM198 241H200V242H198ZM220 241L222 243L224 242V244H221ZM226 241H227V243H226ZM89 242L92 243V244H90ZM102 242L105 243V244H102ZM202 242H203V244H202ZM210 242H212V243H210ZM207 243H208V245H206ZM213 243L216 245V247H215V245H213ZM228 243H229V245H228ZM231 244H233V245L231 246ZM255 244L256 245L258 244V245L256 246ZM92 245H93V248H92ZM99 245H100L101 248L99 247L100 250L97 251L99 249L97 246H99ZM105 245L108 247V249L110 248L109 251H108L107 247H105ZM117 245L119 246L120 249L118 248ZM102 247H105V248H103V250H102ZM143 247H144L145 251L147 250L148 255H150L149 257L147 255H145L147 252H145L143 250H142V252L141 251H138L140 249H143ZM256 247H259V249H261V250L258 251L259 249L256 248ZM114 248L117 249V250H115ZM121 248H122V250H121ZM137 248H139V249L136 250ZM129 249H130V251H129ZM164 249H167V250H164ZM233 249H234V251L232 253V250ZM249 249H247V250L249 251ZM119 250H121V251H119ZM134 250L136 252L138 251L137 253L135 252L137 255L134 252L132 253V251H134ZM170 250H171V254H170ZM209 250H211V251H209ZM226 250H227V252H226ZM241 250H243V252H241ZM22 251H23V249H22ZM103 251H105V252L103 253ZM155 251L158 252V253L160 251L161 254L158 255V253H155ZM162 251L169 252V255L167 253H165V252H162ZM219 251H220V254H219ZM24 253H26V252H24ZM120 253H122V254H120ZM131 253H132V255H131ZM138 253H140V256H139ZM162 253H164V254H162ZM222 253L223 254L225 253V255H223ZM251 253H252V255H251ZM114 254H115V256H114ZM165 254L167 256H164L165 259H163V261L166 260L167 263H166V261L159 263L160 260H162L160 258H163L162 256L165 255ZM133 255H136V256H133ZM171 255H173V256H171ZM251 256L253 257V259H252ZM40 257H41L42 263L43 264L44 263L46 264L45 257H42V256H40ZM101 257H102V259H100ZM135 257H136V259L134 260ZM166 257L169 258V259L167 260ZM106 258H107V260H106ZM121 258H122L123 261L120 260ZM137 258H138V260H137ZM144 259H142L143 260V262H142L143 264H144ZM153 259L156 260L155 263H154V260ZM151 260L150 261L147 260L145 262H148V264H150ZM158 260H159V262H158ZM86 262H88V263H86ZM6 263L7 262H5V264ZM14 263H15L14 261L9 260V264H14ZM142 263H140V264H142ZM0 264H2V263H0Z\"/></svg>",
  "mask_w": 264,
  "mask_h": 264
},
{
  "label": "bare ground",
  "instance_id": "bare-ground-1",
  "mask_svg": "<svg viewBox=\"0 0 264 264\" xmlns=\"http://www.w3.org/2000/svg\"><path fill=\"white\" fill-rule=\"evenodd\" d=\"M264 2V1H263ZM252 3V2H251ZM253 15L255 16V20H252L253 22H255L256 23V26L257 27H259L257 24H264V7L261 5V4H257V3H253ZM219 13L221 14H219V16L220 17H224V16H226L227 15V13H228V10H226L225 8H223V9H220L219 10ZM198 16V15H197ZM213 18V16H208V17H204V18H200L199 20H195L194 22L195 23H197V25H196V28H195V30L196 31H198V30H200L201 28H203V25H202V23L203 22H205V21H207V20H209V19H212ZM157 21V20H156ZM156 21H155V23H156ZM149 22V21H148ZM193 22V21H192ZM136 23V22H135ZM139 23V22H138ZM129 25H130V23H129ZM147 24L145 23V26H146ZM157 24H155V26H156ZM141 26V25H140ZM143 26V25H142ZM158 26V25H157ZM131 27H134L133 25H131ZM130 27V28H131ZM206 27V26H205ZM263 27V26H262ZM129 28V29H130ZM154 28V27H153ZM214 28V27H213ZM261 28V27H260ZM249 29V28H248ZM262 29V28H261ZM119 30V29H118ZM128 30V29H127ZM247 30V29H246ZM117 31V30H116ZM205 32V31H204ZM240 32V31H239ZM259 32H260V30H259ZM262 32V31H261ZM264 32V31H263ZM214 33V32H213ZM245 33V32H244ZM240 34V33H239ZM247 34V32L245 33V35ZM262 34V33H261ZM260 34V35H261ZM241 35V34H240ZM249 35V34H248ZM264 35V34H263ZM192 36V35H191ZM236 36H237V34H236ZM247 36V35H246ZM254 36V35H253ZM183 37H184V35H183ZM254 37H257V36H254ZM240 38V37H239ZM248 38V37H247ZM246 38V39H247ZM258 38V37H257ZM237 39V38H236ZM263 39V38H262ZM239 40V39H238ZM238 40H237V42H238ZM252 40L254 41L255 40V38H252ZM251 40V43L253 42ZM209 41V40H208ZM240 41V40H239ZM241 41H243V39L241 40ZM246 41V40H245ZM258 41V40H257ZM169 42V41H168ZM260 42V41H259ZM258 42V43H259ZM106 44H108L107 42H105ZM195 43H196V41H195ZM242 43V42H241ZM253 43H255V42H253ZM252 43V44H253ZM264 43V42H263ZM216 44V43H215ZM214 44V45H215ZM251 44V45H252ZM101 45H103V44H101ZM191 45V44H190ZM218 45H220V44H218ZM231 45V44H230ZM234 45V44H233ZM237 45V44H236ZM243 45H244V42H243ZM242 45V47H245V46H243ZM249 45V44H248ZM250 45V46H251ZM259 45H262V46H264L263 44H258V46ZM156 46V45H155ZM198 46V45H197ZM238 46V45H237ZM13 47L14 48H17V47H20L18 44H14L13 43ZM157 47V46H156ZM170 47V46H169ZM199 47V46H198ZM222 48H226L227 47V44H225V47H223V46H221ZM220 47V48H221ZM229 47V46H228ZM232 47V46H231ZM242 47H241V49H242ZM260 47V46H259ZM149 48V47H148ZM191 48V47H190ZM214 48V47H213ZM217 49H218V46L216 47ZM249 48V47H248ZM20 49H21V47H20ZM104 49V48H103ZM106 49V48H105ZM192 49V48H191ZM226 49H228V48H226ZM229 49H230V47H229ZM236 48H234V50H235ZM254 49V48H253ZM252 49V50H253ZM22 50V49H21ZM115 50V49H114ZM190 50V49H189ZM201 50V49H200ZM204 50L205 49H203V54H204ZM206 50L209 52L210 51V49L208 50L207 48H206ZM223 50V52L222 51H220L219 50V52L220 53H224L225 54V52H224V49H222ZM231 50L232 51H234L232 48H231ZM245 52H246V49H243ZM252 50H251V48H250V50H248V52L249 51H251V52H249V53H252L253 54V52H252ZM187 52L185 53V54H189L188 52H190V51H188V50H186ZM218 51V50H217ZM260 51V50H259ZM258 51V52H259ZM263 51V50H262ZM261 51V52H262ZM108 52V51H107ZM170 52V51H169ZM182 52H185V51H182ZM198 52V51H197ZM228 52H230V51H228ZM254 52H256V51H254ZM111 53V52H110ZM116 53V52H115ZM214 54H215V52H213ZM213 53H212V51L210 52V54H212L211 55V58H213L212 56H215V55H217V56H219V54L220 53H217L216 52V54L215 55H213ZM244 53V52H243ZM249 53L247 54V55H249ZM145 54H146V52H145ZM173 54H175V53H173ZM179 54V53H178ZM182 54H184V53H182ZM199 54V53H198ZM203 54H200L201 56H200V58H199V60L202 58V56H203ZM208 54V53H207ZM230 54V53H229ZM228 54V55H229ZM236 54V53H235ZM239 54H241V53H239ZM238 54V55H239ZM257 54V53H256ZM263 54V53H262ZM261 54V55H262ZM66 55V54H65ZM70 55V54H69ZM117 55H118V53H117ZM169 55H171V54H169ZM206 55V54H205ZM220 55H222V54H220ZM225 55H227V52H226V54ZM231 55V54H230ZM232 55H234V54H232ZM247 55H245L244 56V54L242 55V56H244L243 58L244 59H247L248 58V56ZM4 56L5 55H2V54H0V59L1 58H4ZM106 56V55H105ZM166 56V55H165ZM172 57H173V55H171ZM185 56V55H184ZM189 57H190V55H188ZM195 56H197V55H195ZM195 56H193V57H195ZM208 56V55H207ZM207 56H206V59H208L207 61H208V63L210 64V67H212L213 65V62H216L215 61V59H217V58H219L220 59V61L221 62H219L218 64H219V66H221V67H223V65H225V67H223V68H221V69H219V66L217 67L216 65L217 64H215L214 66H213V68L214 67H216V70H217V68L219 69V72L221 71V73L220 74H223L222 73V69H223V72H225V73H227V71L225 70V69H231V67H232V64H231V60H230V64L228 63V60H227V62H225V60H224V58H223V56H222V58L219 56V57H215L214 58V60H212V61H210L209 62V59L210 58H207ZM239 56H241V55H239ZM251 56V55H250ZM254 56H256V55H254ZM257 56H259V53L257 54ZM8 58H9V55L7 56ZM12 56L10 55V58L9 59H11V60H14V62L15 63H17V61H15V58H17V56L16 57H12ZM168 57V56H167ZM166 57V58H167ZM170 57V56H169ZM193 57H191L192 59H193ZM210 57V56H209ZM235 57H236V55H235ZM247 57V58H246ZM57 58V57H56ZM78 58V57H77ZM145 58H148L147 59V63L149 64V65H147V63H144L146 66H148V67H145L146 69H147V73L143 70V71H141V72H143V75H147V77L149 76V74L151 75V74H153V72H156V73H154V75H155V77H154V79H153V77H152V75H151V80H153V81H155L156 83H155V89L154 88H148V86L147 87H141L140 89H138L136 92L133 90V89H131L130 88V92H132L133 91V93L135 94V98L137 97V96H139L140 94H142V91L144 92L142 95H143V97L141 98V96L140 97H138L139 99H137L136 98V100L134 99V98H131V94H130V97H127V94H129V93H127L128 92V90H127V88L125 89L124 88V86H125V84H122V85H120L121 83H120V80H119V83H116V82H114L115 80H111V82L110 83H108V84H105V86H104V89L105 90H103V88L102 87H100V88H102V94H101V97L100 98H98V100L99 99H101L100 101L103 103L102 105V109H101V105H100V110H101V112H108V111H110V113H112V115L116 112L117 113V115L119 116L120 115V113L122 112V114L121 115H124V113H125V108H128V107H126V106H128V103H131V105H132V107L133 108H136V106H138L139 107V109H140V104L138 103V100H140V103H141V99H143L142 101L144 102H142L141 104L143 105V106H149V108L151 109L152 108V106L151 105H153V107H155L156 105V108H159V104H162L163 103V101L162 100H164V94H166V98L168 99V97H167V94H168V96H169V99H171V102H173L174 101V98L175 97H177V98H175L176 100V102L175 103H177L178 102V104H177V106H180V107H182V103H184V105L185 106H187V104H188V101H187V103H186V101H182V100H180V102L179 101H177V99L179 98V95L182 97V95H186L187 94V92H184L187 88L186 87H183L184 86V81H181V82H173V83H171V80H173L174 81V77H172L173 76V74H172V72H171V70L169 71V68H167L168 66H167V63L165 62V63H163V56H162V60L160 59L159 60V66L156 64V63H158V61L156 60L157 59V53H153V52H151V54L149 53V56L148 57H145ZM171 58V57H170ZM175 58H176V60H177V62H181V61H183L184 62V59H185V61H187L186 60V58H184V57H182V58H184V59H181V61H179L180 59H177V58H179V57H176L175 56ZM204 58V57H203ZM250 58V57H249ZM253 59H254V57H252ZM260 58V57H259ZM58 59V58H57ZM57 59H56V61H57ZM69 59V58H68ZM71 59V58H70ZM79 59H81L80 57H79ZM219 59H217V60H219ZM222 59L224 60V62L222 61ZM228 59V58H227ZM251 59V58H250ZM249 59V60H250ZM253 59H251L250 61L252 62V61H255V60H253ZM261 59V58H260ZM264 59V58H263ZM19 60V59H18ZM23 60H26V59H23ZM117 60V59H116ZM170 60V59H169ZM175 60V59H174ZM194 60V59H193ZM193 60H189V62L190 61H192L193 62ZM249 60H247L248 62H246V63H241V61H240V65H238V62L237 61H235L234 60V62H236V64L238 65V67L240 68V70H239V68H238V72H240V76H243V77H241V78H244V77H246V78H244L245 80H247L248 81V79L250 78L249 76L251 75L252 76V78H250L251 80H250V82L249 83H251L253 80L252 79H255V76L256 75H254L255 73V70H254V68H252L251 66H252V63H251V65H249L248 63H249ZM20 61V60H19ZM18 61V62H19ZM78 61V60H77ZM112 61V60H111ZM157 61V62H156ZM166 61V60H165ZM22 62V61H21ZM20 62V63H21ZM72 62V61H71ZM113 62V61H112ZM156 62V63H155ZM160 62H162V63H160ZM194 62H196V61H194ZM256 62H258L259 63V66L261 65L260 64V62L261 61H255L254 62V64L256 63ZM25 63V62H24ZM188 63V62H187ZM186 63V64H187ZM199 63H203V62H200V61H198V65H200V67L198 68V67H196L199 71H197V69L196 70H194L195 72H202V71H200V70H203V68L201 69V64H199ZM205 63H206V61H205ZM220 63H222V64H220ZM233 63V62H232ZM258 63H256V67L258 66ZM262 63V62H261ZM33 64V63H32ZM117 64H118V62H117ZM141 64L142 63H140V66H141ZM143 64V66H145ZM152 64H154V66L152 65ZM156 64V65H155ZM160 64H161V66H160ZM163 64V65H162ZM166 64V65H165ZM184 64H185V62H184ZM184 64H183V66H184ZM186 64H185V66H186ZM190 64V63H189ZM249 65L248 66V68L249 67H251L252 68V70H251V73H250V69H247L248 70V72L249 73H246L247 71H246V67H247V65ZM263 64V63H262ZM23 65V64H22ZM52 65V70H51V72L49 73V78H50V85H49V87L48 88H46V89H44L45 91H40V90H36V91H33V92H31L30 91V88H31V82H32V78H29L28 76H11V77H9L7 80H5L4 82H2L1 83V89H0V94L1 95H3V98L2 99H5V98H9V99H12L13 101L12 102H15V104L17 105L18 104V107L20 106V104L22 105L21 106V108L22 107H24V105H25V108L27 107V103H32L34 100H35V98H37L36 99V106L38 107V111H40L42 114H43V116H44V118L46 119V123L48 124V125H51V126H53V127H60L61 129H62V131L64 132L65 131V126L63 127L62 126V122H61V113L64 111V109H66L67 107H71V109L72 108H74V109H78L79 110V113H80V110H82L84 107V100H86L87 101V94H89V92L90 91H88V93H86V96L84 97V94H85V92H86V90H87V88H88V85H87V81L85 82V79L84 78H86L85 77V75H88L89 76V72L87 71V72H84V71H82V68L80 67V66H76L75 64L74 65H72V64H51ZM167 66V67H165V66ZM181 64H179V66H180ZM205 65H207V63L205 64ZM229 65H230V67H229ZM234 65V64H233ZM242 65V66H241ZM246 65V66H245ZM83 66V65H82ZM156 66V67H155ZM165 67L166 69H162L161 67ZM188 66H191V64L190 65H188ZM259 66H258V70L260 71V69L262 70L261 72H264V67L263 68H259ZM135 67V66H134ZM153 67L154 68H157V70L156 69H153ZM204 67V66H203ZM241 67H242V69H241ZM245 69H244V68ZM141 68H143V67H141ZM149 68H151V69H153V70H150ZM180 68V67H179ZM207 68H208V71H207V73H210V75L212 74L211 72H213V68H212V71L210 72L209 71V69L211 70V68H209V66L208 67H206V70H207ZM138 69V68H137ZM160 69H162V70H164V73H166L167 75H169L170 77H168L166 74H164L163 72H162V70H160ZM184 69V68H183ZM186 69H187V67H186ZM233 69H234V66H233ZM244 69V70H243ZM89 70V69H88ZM150 71V73H148L149 71ZM155 70V71H154ZM169 71V73L168 72H166V71ZM180 70V69H179ZM191 70V69H190ZM215 70V68H214V71H216ZM232 70V69H231ZM235 70V69H234ZM241 70H242V72H241ZM254 70V71H253ZM257 70V71H258ZM21 71H27V70H24V69H21L19 72H21ZM134 71V70H133ZM132 71V72H133ZM244 71H246V72H244ZM257 71H256V74H257ZM258 71V72H259ZM18 72V71H17ZM130 72V71H129ZM137 71H135V73H136ZM157 72H158V74H157ZM182 72V70L180 71V73ZM188 72V71H187ZM190 72V71H189ZM194 72V73H195ZM205 72V71H204ZM217 72H218V70H217ZM219 72H218V75H219ZM229 72V71H228ZM235 72V71H234ZM234 72H232L231 74H232V76H231V74H226V78H227V76H229V77H233V75H234ZM244 72V74H245V76H244V74L242 75V73ZM253 72V73H252ZM138 73V72H137ZM145 73V74H144ZM170 73H171V75H170ZM197 73H195L197 76H198V74ZM132 74V73H131ZM161 74H163L164 76H161ZM202 74V73H201ZM214 74H215V72H214ZM214 74L212 75V78H213V76H214ZM261 74V73H260ZM263 74V73H262ZM261 74V75H262ZM136 75V74H135ZM146 75H145V78H146ZM181 75H182V73H181ZM185 75V74H184ZM192 75V74H191ZM247 75V76H246ZM254 75V76H253ZM260 75V76H261ZM122 76V75H121ZM156 76H158V77H156ZM167 76V77H166ZM183 76V75H182ZM187 76H190L189 75V73H187ZM201 76L202 75H200V77H199V79L201 78ZM204 76V75H203ZM206 76V75H205ZM209 76V75H208ZM216 76V75H215ZM235 76H236V73H235ZM258 76V75H257ZM257 76H256V80H254L253 82H255L254 84L255 85H258V88H259V85L261 84H264L263 82H264V79H262V81L260 80L262 77H258L259 78V82L257 81L258 80V78H257ZM262 76H264V74L262 75ZM159 77L161 78V80H159ZM163 77H165L167 80H168V82H166L167 80H165V81H162V79L164 80L165 78H163ZM172 77V78H171ZM249 77V78H248ZM254 77V78H253ZM127 78V77H126ZM133 78V77H132ZM155 78H156V80L157 81H160V82H157L156 80H155ZM158 78V79H157ZM192 78V77H191ZM208 78V77H207ZM215 78V77H214ZM220 78V77H219ZM234 78V77H233ZM264 78V77H263ZM104 79V78H103ZM108 79V78H107ZM110 79V78H109ZM119 79V78H118ZM135 79V78H134ZM144 79V78H143ZM142 79V80H143ZM148 79V78H147ZM149 79V80H150ZM171 79V80H170ZM183 79V78H182ZM196 79V78H195ZM204 79V78H203ZM211 79V76H210V78H209V80ZM224 79V78H223ZM235 79H236V77H235ZM237 79H238V76H237ZM98 80V79H97ZM150 80V81H151ZM221 80V79H220ZM226 80H228V78L226 79ZM44 81H46V80H44ZM100 81H102L101 79H100ZM126 81V80H125ZM161 81H162V84H161ZM169 81H170V83H169ZM201 81H202V78H201V80H200V83H197V80L195 81H192L194 84H200L201 85ZM212 81V80H211ZM224 81V80H223ZM236 81V80H235ZM234 81V82H235ZM48 82V81H47ZM89 82V81H88ZM98 82V81H97ZM96 82V83H97ZM133 82V81H132ZM190 82H191V80H190ZM191 82V83H192ZM199 82V81H198ZM206 82H207V80H206ZM212 82H215V81H212ZM221 82V81H220ZM238 82H240L239 80H238ZM253 82H252V84H253ZM260 83V82H262V83H260V84H258V83ZM91 83V82H90ZM93 83H95L94 81H93ZM92 83V84H93ZM99 83V82H98ZM146 83V82H145ZM153 83V82H152ZM210 83V82H209ZM215 83H217V82H215ZM248 83V85H249V87L252 85H250ZM101 84H103L102 82L100 83V85ZM161 86H160V85ZM188 84H189V82H188ZM222 84H224V82L222 83ZM231 84H233V86H235L234 85V83L232 82ZM241 84H242V82H241ZM124 85V86H123ZM146 85V84H145ZM162 85H164V86H167V88L166 89H164L165 87H162ZM192 85L193 84H190V88H191V90H192ZM200 85H198V86H200ZM203 85H205L204 83H203ZM219 85H221L220 83H219ZM254 85V88L256 87ZM260 85V86H261ZM47 86V85H46ZM101 86H103V85H101ZM123 86V87H122ZM132 86V85H131ZM150 86V85H149ZM152 86V85H151ZM207 86H208V84H207ZM222 86V85H221ZM228 86H230V83H229V85L227 84V87ZM232 86V85H231ZM237 86V85H236ZM243 86V87H242ZM242 86H237L238 88L239 87H241L242 89H237V87H236V89L235 88H233V89H235V95H231L232 97L234 96V99H235V96L237 95V97H236V99L234 100V99H232V101H235V102H232L231 104H227V105H225L226 103V100L224 101L223 100V102L225 103V104H223V102H222V104H221V102L220 103H218V104H221L222 106H223V108H224V110H225V106L226 107H228V105L229 106H231L230 107V109H229V107L228 108H226V110H225V112L223 111V108H221L220 107V109L219 108H217V107H219L220 105H218L217 103V105L216 104H212V102H213V100L215 99V98H213L212 99V102L210 103V98H211V96H212V94H213V89L211 90L209 87L210 86H208V88L211 90H209L208 88H205V86H204V89L205 90H200V91H204V92H200L198 89V91L195 89V88H193V89H195V91H197V93H195V94H198V96L197 97H199V94L201 93V95H203V96H205V94H206V92L208 93L209 91L212 93L211 94V96H210V98L208 97V99H205L206 98V96H207V94H206V96H205V98L203 97V98H201V97H199L198 99H197V97H192L193 99H194V102H195V100L197 99V101H200V98L203 100V101H209V102H203L202 100V102L201 103H203V105L202 106H198L197 104L198 103H196L195 102V104L194 103H192V104H188V106H187V108L185 107V112L186 111H188L189 109H191L192 108V112H191V110H190V113H191V116H192V114L193 115H195L194 116V118H195V120H197V121H201V122H198V123H201V124H199V125H204L203 127H206V128H209V126H210V129H206L207 131L209 130V132H210V130H217V131H221V130H223V128L224 127H230V128H236V129H238V130H236L235 129V131L234 130H230L229 128V131H226V130H228V129H224L225 130V133L227 134V137H226V135L225 134H223L224 133V130L222 131V133H220V134H223V137L220 135V138L222 139L223 138V140L222 141H224V142H220L221 144L223 143V144H226V145H230V147L232 148V149H234V147H236L237 148V150L236 149H234V150H232L229 146H227L228 147V150L230 151H228V152H226L225 150V152L226 153H222V155H221V152H224L223 151V148H222V146H223V144L221 145L218 141H217V143L215 142L217 139H218V136H217V138H216V134H215V138L213 139H210L211 137H206L205 139H207L208 141H206L205 139V141L203 140H194L195 142H196V144H197V146H194V145H196V144H194L195 142H193L192 143V139H191V142H190V140L188 139V137H187V139L189 140V142L191 143V144H193V149L191 148V152H194V148L196 149L197 147V149H201V151L200 152H202V156L205 154V156H206V158H207V161H206V159L204 160V162L203 161H199L198 160V163L199 164H202V168L204 169V167L206 168V167H209V166H211V164H213V162H214V165H212L211 167L213 168V166H215L214 168H220V167H218L219 165H218V162L220 163V161H222V159L219 161V159L221 158L220 157V155L222 156V158H223V160H225L226 162H228L227 163V167L229 168L230 166H229V161H232V162H234L235 161V159L233 158V156H235V158L237 157L238 158V156L239 155H233V154H236L237 152V154H241L242 155V153L244 152V151H246V149H248V151L247 152H251L252 151V155H250L249 153H247L246 152V154H245V152H244V156L246 157L247 155V157H251V156H255V154H256V157H258V160L260 159L261 160V158L264 156V152L263 153H261V155L263 154V156H261V155H258L257 153H258V150H257V153L256 152H254L253 153V149H256V148H258L260 151H262L263 149H262V147L264 148V128L262 129V126L264 127V88L263 89H261V90H263V91H261V93H260V91H259V93H260V95L262 94L263 96H260V97H257V96H255V98L253 99L252 97L254 96L253 95V92L252 93H247V91L248 90H245L244 89V87H245V85L244 84H242ZM36 87V86H35ZM126 87V86H125ZM195 87V86H194ZM223 88L225 87V86H222ZM42 88H43V86H42ZM91 88V87H90ZM90 88H89V90H90ZM143 88H146L145 90L143 89ZM200 89H201V86L199 87ZM216 88V87H215ZM214 88V89H215ZM245 88H247V89H249L248 87H245ZM257 88V87H256ZM260 88H262V86L260 87ZM128 89H129V87H128ZM147 89H149V90H147ZM151 89V90H150ZM152 89H154V90H152ZM160 89V90H159ZM206 89H208V91L206 90ZM220 89V88H219ZM225 89V88H224ZM231 89V91H233L232 90V88H230ZM230 89H229V93L231 92L230 91ZM147 90V91H146ZM163 90V91H162ZM222 90V92H223V89H220V91ZM228 90V89H227ZM253 90V89H252ZM251 90V88L249 89V91H252ZM257 90V89H256ZM146 91V92H145ZM151 91H153V92H150ZM216 91V90H215ZM91 92H93V91H91ZM139 92H141V93H139ZM156 92V93H155ZM158 92H161L162 94H163V96H162V94L161 93H159V94H161V99L160 98H158L160 101H161V103H159V100H158V102H157V99H156V95H158L157 93ZM170 92H172V93H170ZM200 92V93H199ZM209 92V93H210ZM218 92L219 91H217V94H218ZM222 92H220V93H222ZM225 92V91H224ZM228 92V91H227ZM95 93V92H94ZM176 94V96H173L174 94ZM184 93V94H183ZM208 93V94H209ZM233 93V92H232ZM244 93H245V96H244ZM258 93V94H259ZM100 94V93H99ZM138 94V95H137ZM144 94H146V96H150V95H152V94H155V96L154 95H152V96H150V98H147ZM173 94V95H172ZM195 94L193 93V95L195 96ZM227 94V93H226ZM250 95V97H248L249 95ZM255 94V93H254ZM171 95V96H170ZM187 95H189V93L187 94ZM192 94H190V96H191ZM192 95V96H193ZM200 95V96H201ZM214 95V94H213ZM219 95H221V97H223L222 96V94H219ZM218 95V96H219ZM223 95H224V93H223ZM251 95H252V97H251ZM256 95V94H255ZM89 96V95H88ZM102 96H105V98L104 97H102ZM129 96V95H128ZM145 96V97H144ZM242 96H244L243 98H242ZM259 96V95H258ZM5 97V98H4ZM155 97V98H154ZM158 97V96H157ZM174 97V98H173ZM217 97V96H216ZM220 97V98H221ZM226 97V96H225ZM230 97V96H229ZM231 97V98H232ZM152 98H153V100H152ZM165 98V99H166ZM191 98V97H190ZM190 98H188V99H190ZM191 98V100H193ZM219 97H217L214 101L215 102H217L219 99H218ZM250 98V99H249ZM253 100H252V99ZM1 99V98H0ZM1 99V100H2ZM147 99H150V100H147ZM166 99V102H169V100H167ZM173 99V100H172ZM180 99H184V97L183 98H180ZM29 100V101H28ZM126 100V101H125ZM135 100V101H134ZM152 100V101H151ZM154 100H156L155 102H154V104L152 103ZM105 101V102H104ZM108 101V105L106 104V102ZM123 101H125V102H123ZM130 101V102H129ZM148 101H151V103L149 102V104L147 103ZM220 101H222V98H221V100ZM7 102H8V100H7ZM9 102H10V100H9ZM11 102V103H12ZM122 102V103H121ZM137 104H136V103ZM145 102H146V104H145ZM173 102V103H174ZM219 102V101H218ZM248 102H249V104H250V109H248L249 108V105L247 106V104H248ZM251 102H252V104H251ZM254 102H256V104L253 106V103ZM94 103V102H93ZM201 103H199V104H201ZM212 104L213 106L214 105H216L217 107H211V105H209V104ZM230 103V102H229ZM2 104H4V101H3V103ZM7 104V103H6ZM9 104V103H8ZM104 104H106L105 106H104ZM145 104V105H144ZM169 104V103H168ZM181 104V105H180ZM196 105V106H198V109H197V107L196 106H194V105ZM242 104H243V106H244V109H240L241 107L240 106H242ZM244 104H246V105H244ZM10 105H12V104H9V106ZM87 105V104H86ZM165 105V104H164ZM163 104H162V106H164ZM172 105V104H171ZM183 105V106H184ZM189 105H191V107L189 106ZM193 105V106H192ZM205 105H207V106H205ZM225 105V106H224ZM12 106H14V105H12ZM151 106V107H150ZM166 107H167V103H166V105H165ZM203 106L205 107V108H203ZM248 107V108H246V110L248 111V114H247V111L245 112L244 110H245V107ZM2 107V106H1ZM94 107H96V106H94ZM105 107V108H104ZM129 107H131L130 105H129ZM144 107V110L146 111V109H148L147 107L145 108ZM165 107V108H166ZM171 107H174L173 105L171 106ZM190 107V108H189ZM193 107H195V110H197V111H195V110H193ZM201 107V108H200ZM252 107V108H251ZM11 108V107H10ZM10 108H7L8 109V111H9V109ZM17 108V107H16ZM20 108V107H19ZM20 108V109H21ZM25 108H23V111H24V109ZM80 108V109H79ZM99 108V107H98ZM97 108V109H98ZM155 108V109H156ZM170 108V107H169ZM189 108V109H188ZM199 108H200V112L202 113H200L199 112ZM211 108H213V110L211 109ZM4 109V108H3ZM12 109V108H11ZM33 109V108H32ZM86 110H87V108H85ZM138 109V108H137ZM149 109V110H150ZM155 109H151L152 110V112H154L153 114L155 115V113L157 114V117H159L158 116V114L159 113H162V115H163V112L164 111H167V110H164V108L163 109H161V105H160V110H155ZM168 109V108H167ZM174 109H176V108H174ZM182 109V108H181ZM187 109V110H186ZM210 112V110H211V112L209 113L207 110ZM215 109V110H214ZM219 109V110H218ZM252 109V110H251ZM26 111H27V108L25 109ZM34 110H35V108H34ZM67 110V109H66ZM122 110H124V111H122ZM127 110H132V109H130V108H128V109H126V111ZM143 110V109H142ZM143 110V111H144ZM151 110L150 111H148L149 113H150V116L152 115V112H151ZM162 110H164L163 112H162ZM202 110V111H201ZM206 110V111H205ZM218 112H217V111ZM250 110V111H249ZM0 111H1V108H0ZM91 111V110H90ZM136 111V110H135ZM141 112L140 110L138 111V112H141V113H143V115L141 116V114L139 113H137L138 115H140L141 117H143L145 114L148 116L149 114H148V112L146 111V112ZM156 111V112H155ZM158 111H160L159 113H158ZM216 111V112H215ZM241 111H243V114L245 113V114H247V116H245V115H241L242 113H241ZM4 112V111H3ZM35 112V111H34ZM69 112V111H68ZM71 112V111H70ZM82 112V111H81ZM85 112V111H84ZM97 112H99V110L97 111ZM100 112V113H101ZM114 112V113H113ZM132 112H134L133 110H132ZM181 112H184V108L181 110ZM193 112H196V113H193ZM215 114H214V113ZM1 113H2V111H1ZM36 113V112H35ZM46 113L47 114H49L48 116L46 115ZM96 113V112H95ZM135 113V112H134ZM165 113V117L167 118V117H169V115L171 116V117H169V118H171V119H169V122H167V124H166V121H165V119H164V121H165V125L169 128H171L172 126H170V120H172L174 117L172 116V115H174V116H176V118H177V120H176V118L175 119H173L172 120V124L171 125H173L174 123H175V125H176V122L178 121V117L177 116H179V119L181 118V117H183L182 115H178V114H176V113H174L173 111H171V108L169 109V115H167L166 116V112H164ZM171 113H174V114H172L171 115ZM187 113V112H186ZM199 115H198V114ZM213 113V114H212ZM216 113H218V114H216ZM225 113V114H224ZM241 113V114H240ZM250 113H251V116H250ZM3 114V113H2ZM22 115L24 114V116L26 115V114H28V112H26V114L24 113V112H22L21 113ZM168 114V113H167ZM189 114V113H188ZM197 114V115H196ZM201 114V115H200ZM224 114V115H223ZM4 115V114H3ZM3 115H2V117H3ZM21 115V116H22ZM33 115V114H32ZM35 115V114H34ZM126 115V114H125ZM154 115H152V116H154ZM256 115H259V117L260 118H262L263 120H258V117H256ZM0 116H1V114H0ZM4 116H6V115H4ZM29 116V115H28ZM28 116H26V118L25 119H28ZM113 116H116V114L115 115H113ZM136 116V115H135ZM149 116V117H150ZM151 116V117H152ZM181 116V117H180ZM217 116V117H216ZM219 116V117H218ZM251 117L253 120H255L256 122L257 121H259V123L260 124H262V125H260L258 122V124L257 123H255V121H253L251 118H248V117ZM32 117L33 116H31V117H29V118H31L32 119ZM90 117V116H89ZM94 117V116H93ZM100 117V116H99ZM108 117V116H107ZM147 117V121L148 122H146V123H148L147 124V127H149L148 129H152L150 126L151 125H153L152 127L154 128V126H157V125H159V124H161L162 126H157V127H155V128H159V127H163V124H162V118L164 117H161V119H160V117L159 118H157L156 116H154V118L152 117ZM197 117H201V119L199 118V119H197ZM202 117H204L203 119H202ZM218 119H220V122H218L219 120H215L216 118ZM243 117H245V118H247L246 120H245V118H243ZM35 118V117H34ZM33 118V119H34ZM38 118V117H37ZM97 118V117H96ZM110 118V117H109ZM148 118H149V120H148ZM157 118V119H156ZM187 118V117H186ZM194 118L192 117V119L194 120ZM210 118V119H209ZM243 118V119H242ZM259 118V119H260ZM0 119H1V117H0ZM22 119H23V117H22ZM21 119V123H19V121H18V123H19V126H20V124H26V123H30L29 125H27L28 126V129L29 128H31L32 126H30L31 125V123L32 122H28L27 120H26V122L24 123V122H22V121H24L25 119H23L22 120ZM36 119V118H35ZM144 119H146V117H144ZM143 118H142V120H144ZM151 119H155L153 122L151 121ZM161 120V122L160 121H158V120ZM188 119V118H187ZM206 119H209V121L208 120H206ZM242 119V120H241ZM248 119L250 120V122L253 124V126L255 125V126H257V127H255L254 129H253V127H249L250 126V122L247 124V122L245 123V121H248ZM20 120V119H19ZM37 120V119H36ZM80 119H78V121H79ZM94 120V119H93ZM103 120V119H102ZM114 120V119H113ZM112 120V121H113ZM141 120V119H140ZM167 120H168V118H167ZM174 120H175V122H174ZM244 121L243 123L241 122V121ZM2 121V120H1ZM11 121H12V118H11ZM34 121V120H33ZM82 121V120H81ZM80 121V122H81ZM104 121V120H103ZM111 121V120H110ZM111 121V122H112ZM115 121V120H114ZM179 121H181V126H180V128H182V130H183V128L186 126V125H184L185 123L183 122L182 123V119H180ZM178 121V122H179ZM190 121V120H189ZM188 121V122H189ZM196 121V122H197ZM253 121V122H252ZM42 122V121H41ZM40 122V123H41ZM91 122V121H90ZM149 122H150V125H149ZM155 122L157 123V124H155ZM177 122V123H178ZM207 122V124L209 125V126H206L205 124H203V123H206ZM1 123V122H0ZM17 123V124H18ZM34 123H35V121H34ZM37 124L36 125H34V126H38V122H36ZM40 123H39V126H40ZM100 123V122H99ZM102 123V122H101ZM115 123V122H114ZM118 123V122H117ZM139 123V122H138ZM143 123V122H142ZM151 123H153V124H151ZM159 123V124H158ZM180 123V122H179ZM240 123L242 124V125H240ZM15 124V121H14V123H13V125ZM249 125V126H247V127H245V125ZM26 125H24V129L25 128H27V127H25ZM33 125V124H32ZM42 125V124H41ZM105 125V124H104ZM110 125V124H109ZM112 125V124H111ZM193 124H191V126H192ZM244 125V126H243ZM258 125L260 126V127H258ZM10 126H12L11 125V122H10ZM19 126H17L18 127V129H21V126L19 127ZM38 126V127H39ZM83 126V125H82ZM102 126V125H101ZM132 126V125H131ZM166 126H164L163 128H166L167 129V127ZM179 126V125H178ZM189 125L187 124V128H186V130L187 129H189V127H188ZM214 128H213V127ZM217 126V127H216ZM241 128L242 127V129H244L243 127H245V129L244 130H240L239 129V127ZM252 126V125H251ZM12 127H14V126H12ZM44 127V126H43ZM42 127V128H43ZM90 127V126H89ZM88 127V128H89ZM103 127V126H102ZM108 127H110V126H108ZM193 127V126H192ZM202 127V126H201ZM222 127V128H221ZM1 128H2V124H1V126H0V130H1ZM6 128V127H5ZM5 128H3L4 130L2 131L1 130V132H0V134L2 135L3 133H6L5 131H7L8 130V128H10V127H7V129L5 130ZM37 128V127H36ZM39 128H41V127H39ZM42 128H41V130H42ZM83 128V127H82ZM118 128V127H117ZM141 128V127H140ZM180 128H178V129H180ZM212 128V129H211ZM247 128H249V130L250 131H248V129ZM13 129V128H12ZM14 129H16V128H14ZM18 129H16V130H18ZM23 129V128H22ZM27 129V130H28ZM142 129V128H141ZM160 129H162V128H160ZM160 129H159V131H160ZM196 129V128H195ZM219 129H221V130H219ZM10 130V132L8 133V131H7V134H8V136L7 137H9L10 135L11 136H14V135H12V134H10L11 133V131H13V134H15V132H14V130H11V128L9 129ZM120 130H121V128H120ZM127 130H132V129H127ZM127 130H125L124 132H127ZM139 130V129H138ZM184 130H185V128H184ZM194 130V129H193ZM215 130L213 131V133L215 132ZM33 131H34V128H33ZM32 130H31V132H33ZM36 131V130H35ZM34 131V132H35ZM95 131V130H94ZM93 131V132H94ZM102 131V130H101ZM104 131V130H103ZM135 131V130H134ZM152 131H154V129L152 130ZM155 131H156V129H155ZM168 131V130H167ZM196 131V130H195ZM199 131H201V130H199ZM211 131V132H212ZM231 131V132H230ZM263 131V132H262ZM16 132H18V131H16ZM22 132H23V136H27V134L30 132V130L29 131H26V135H24V130H22ZM33 132V133H34ZM83 132V131H82ZM81 132V133H82ZM88 132V131H87ZM106 132V131H105ZM132 132H133V130H132ZM148 132V131H147ZM210 132V133H211ZM228 132V133H227ZM230 132V133H229ZM21 133V132H20ZM20 133H18V134H20ZM36 133V132H35ZM34 133V134H35ZM45 133V132H44ZM134 133V132H133ZM34 134L32 135V134H30V135H32L31 137H33L34 136ZM37 134H40V135H38V137H40V136H42L41 135V132H37ZM37 134L35 135V136H37ZM122 134H124V133H122ZM122 134H120L119 136L120 137H118V139L116 140L115 138H117V137H112L114 140H115V142L116 141H118V142H123L124 140H126V139H122L121 137H123V135ZM166 134V133H165ZM192 134V133H191ZM0 135V136H1ZM4 135V134H3ZM16 135H17V133H16ZM15 135V136H16ZM44 135V134H43ZM98 135V134H97ZM124 135H126V134H124ZM134 135V134H133ZM186 135H188V134H186ZM194 135V134H193ZM229 135V136H228ZM6 135H4L3 137H4V139L6 138L5 137ZM19 136V135H18ZM20 136H21V134H20ZM19 136V137H20ZM22 136V138H25V137H23ZM33 137V139L34 138H36V137ZM101 136V135H100ZM108 136V135H107ZM136 136V135H135ZM156 136H158V135H156ZM163 136V135H162ZM2 137V138H3ZM17 137V136H16ZM19 137H17V139L19 138ZM31 137L29 138V137H27V138H29V140L31 139ZM38 137H37V140L36 139H32L33 140V142L32 143H34L35 141H37V143H39V139H38ZM12 138V137H11ZM21 138V139H22ZM41 138V137H40ZM43 138V137H42ZM81 138V137H80ZM102 138V137H101ZM219 138V139H220ZM3 139V140H4ZM120 139V140H119ZM209 139H210V141H209ZM2 140V139H1ZM2 140V143L4 142ZM5 140H8V139H5ZM13 140L14 139H12V142H13ZM23 140V139H22ZM22 140H20V142L19 143H21V141ZM27 140V139H26ZM128 140V139H127ZM159 140V139H158ZM157 140V141H158ZM170 140V139H169ZM173 140V139H172ZM184 140V139H183ZM212 140H213V142L215 143H213L212 142ZM215 140V141H214ZM23 141H25V140H23ZM28 141V140H27ZM64 141V140H63ZM197 141H200L199 142V145H200V147H199V145H198V142ZM1 142V141H0ZM11 142V141H10ZM14 142H16V141H14ZM13 142V143H14ZM30 142V143H31ZM42 142H43V140H42ZM103 142V141H102ZM132 142V141H131ZM150 142V141H149ZM170 142H171V140H170ZM188 142V141H187ZM208 144H207V143ZM18 143V144H19ZM28 144H26V141L24 142V143H21V144H25V146L27 147V151L28 152H26V153H29L30 152V147L28 148V146L27 145H29V141L27 142ZM31 143V144H32ZM45 143V142H44ZM81 143V142H80ZM98 143H99V141H98ZM108 143V142H107ZM117 143V142H116ZM116 143H115V145H116ZM121 143H118V144H120V145H116L118 148H113L111 151H112V153H113V151H114V153H113V155H111L112 153H110L109 154V157L111 158V156H113V158H111V159H114V157H115V162H116V158H119V156L121 155V154H124L125 153V151L123 152V153H118L119 151L120 152H122V148L121 149H119V147H121L122 145H121ZM127 143V141L126 142H124V144H126ZM152 143V142H151ZM174 143V142H173ZM172 143V144H173ZM211 145H210V144ZM8 144V143H7ZM7 144H5V148L6 149H12V148H14V150H15V147H17V143L15 144L16 146H14L13 147V145L11 146V147H9L8 148V146H7ZM10 144V143H9ZM40 145L42 144L41 142L39 143ZM123 144V145H124ZM135 144H136V142H135ZM190 144V145H191ZM202 144V145H201ZM215 145L214 147L212 146V145ZM216 144H219L218 145V147L219 146H221V150L222 151H220V147H219V150H218V147H217V145ZM0 145H2L1 143H0ZM33 145H35L36 146V144H32V146ZM40 145L38 146V148L40 147ZM57 145V144H56ZM74 145V144H73ZM114 145V146H115ZM127 145V144H126ZM175 145V144H174ZM7 146V147H6ZM22 146V145H21ZM35 146H33V148L35 147ZM48 146V145H47ZM88 146V145H87ZM192 146V145H191ZM207 146V147H206ZM25 147V148H26ZM84 147V146H83ZM161 147V146H160ZM187 147V146H186ZM205 147V148H204ZM209 147V148H208ZM242 148V149H240V148ZM2 149L4 148V146L2 145V147H1ZM33 148L31 149V150H33ZM41 148V147H40ZM39 148V149H40ZM110 148V147H109ZM144 148V147H143ZM165 148V147H164ZM214 150H213V149ZM215 148H217V150H215ZM244 148H246V149H244ZM55 149V148H54ZM97 149V148H96ZM111 149V148H110ZM118 149V150H117ZM124 149V148H123ZM148 149V148H147ZM169 149V148H168ZM205 149H207L206 151H204V153H203V150H205ZM209 149V150H208ZM238 149H240V150H238ZM262 149V150H261ZM18 150H19V148H18ZM17 149H16V153H17V151H18ZM65 151H64V156H65V159H67V161L69 162V164H74L75 163V161H76V158H77V152L75 151V147H73V146H71V145H69L68 144V142L66 141L65 142V149H64ZM100 150V149H99ZM115 150H116V152H115ZM141 150V149H140ZM166 150V149H165ZM183 150V149H182ZM185 150V149H184ZM212 150H213V152H212ZM233 152H232V151ZM250 150V151H249ZM5 151V150H4ZM3 150H2V152H4ZM9 151H11V150H9ZM20 151H22V150H20ZM19 151V152H20ZM38 151V149L36 148V152ZM40 151V150H39ZM38 151V154L40 153ZM48 151V150H47ZM85 151V150H84ZM90 151V150H89ZM104 151V150H103ZM196 151V150H195ZM211 151V152H210ZM214 151H215V155L213 154L212 155V153H214ZM216 151H218V152H216ZM2 152H0V153H2ZM8 152V151H7ZM7 152L5 153V154H7ZM18 152V153H19ZM32 152V153H31ZM30 153L31 154H33V153H35L34 151H31ZM93 152H94V154H92L89 158H90V160H92V161H94L95 163H99V160H101V159H103V160H107V158H108V156H107V158L105 157L107 154H108V152L109 151H105V153L107 152V154L105 155L104 154V152H101L100 151V153H102L101 155H105L104 157L106 158V159H104V157L102 156L101 157V155L99 154V151H98V153H96L97 151H94L93 150ZM126 152H128L127 150H126ZM170 152H172L171 151V149H170ZM177 152V151H176ZM180 152V151H179ZM207 152H210L211 153V155H210V153H206ZM235 152V153H234ZM12 153V152H11ZM15 153V154H16ZM22 153H23V151H22ZM53 153V152H52ZM115 153L116 154H120V155H115ZM185 153H186V156H185ZM187 153L189 154V151L188 152H182V153H179V155H182V156H180V158H178V164H180L179 166H181V167H183L182 169L180 168L179 169V171L178 170H175V168L173 169V165H172V163H170V159H166V163L167 164H169V165H172L171 167L169 166L168 168L170 169V171L173 169V171H171L169 174L171 175V176H173V178L172 179H174V176H175V174L178 172V173H180L181 174V172L182 173H186V171L189 173V169H190V167H192L193 169L195 168V167H197V168H195L197 171H198V169H200L201 167H198L197 165H194L193 163H192V161H195V159H196V157H195V159L193 160H191L190 159V157H191V155L190 156H188L187 155ZM194 153H198L197 151L196 152H194ZM218 155H217V154ZM228 153H230V155H228ZM3 154V153H2ZM25 154V153H24ZM42 154V153H41ZM45 154H46V152H45ZM48 154V153H47ZM84 154H86V153H84ZM172 154H174V153H172ZM227 154V156L230 158L231 157V159L233 158L234 160H231V159H229L227 156H225ZM11 155V154H10ZM17 155V154H16ZM20 155V154H19ZM22 155V154H21ZM34 155V154H33ZM111 155V156H110ZM115 155V156H114ZM140 155V154H139ZM176 155H178V154H176ZM178 155V156H179ZM197 154H195V156H196ZM200 155H201V153H200ZM208 155H210V156H208ZM241 155H240V158L241 159H243L244 158V156L242 155V157H241ZM3 156V155H2ZM1 156V157H2ZM5 156V155H4ZM3 156V157H4ZM7 156V155H6ZM12 156V155H11ZM36 156H38L37 154H36ZM47 156V155H46ZM57 156V155H56ZM55 156V157H56ZM121 156H123V155H121ZM120 156V158H121V160H122V158L124 157H121ZM135 156V155H134ZM157 156V155H156ZM168 156V155H167ZM184 156V158H186V160H183V157ZM198 156H199V154H198ZM215 156L217 157H220V158H215ZM228 158V160L225 158ZM253 156V157H254ZM259 156H260V158H259ZM23 158L24 156L22 155V156H20V158ZM26 157V156H25ZM24 157V158H25ZM27 157H30L29 156V154H27ZM33 157V156H32ZM39 157V156H38ZM125 157H127L126 159H129L128 158V154L125 156ZM175 157V156H174ZM192 157H194V154L192 155ZM200 157V156H199ZM256 157H254V159L256 158ZM5 158V157H4ZM8 158V157H7ZM34 158H35V155H34ZM37 158V157H36ZM51 158V157H50ZM85 158V157H84ZM101 158V159H100ZM143 158V157H142ZM182 158V159H181ZM213 158V159H212ZM225 158V159H224ZM240 158L239 159H237V160H239V162H241L240 161ZM3 159V158H2ZM14 159V158H13ZM18 159V158H17ZM26 159V162H25V165H24V162H23V159H22V163H23V165H22V163H21V161H20V166H27V168H28V165L27 164H29L28 162V160H29V158H28V160H27V158H25ZM24 159V160H25ZM43 159V158H42ZM48 159V158H47ZM52 159V158H51ZM134 159V158H133ZM137 159V158H136ZM161 159V158H160ZM177 159V158H176ZM175 159V160H176ZM180 159L181 160H183V161H180ZM245 159V158H244ZM247 159V158H246ZM246 159H245V161H246ZM249 159V158H248ZM247 159V160H248ZM252 159V158H251ZM263 160H264V157L262 158ZM16 160V159H15ZM20 160V159H19ZM37 160H39V158L37 159ZM37 160H35V161H37ZM124 160V159H123ZM135 160V159H134ZM157 160V159H156ZM188 160V161H187ZM218 161V162H216V161ZM236 160V161H237ZM259 160V161H260ZM263 160H261L260 162H259V164L258 163H256V170H255V172L257 171V169L259 168V170L256 172V173H258V174H256V173H252V176L254 175V177H255V175H260L261 173H260V170H262L263 171ZM3 161V160H2ZM1 161V162H2ZM28 161V162H27ZM32 161H33V159H32ZM56 161H58L57 160V158H56ZM56 161H54V162H51V163H49L48 165H47V168H46V174L45 175H43V176H45V177H42L43 179H41V185L39 184L40 182H38V184H39V186H38V188H36V190H35V195H33L34 196V200L33 201H30V199H29V203H25L22 207H12L13 205H11V206H5V207H3V208H1L0 209V225H11V227L12 228H14L15 229V233H16V236H14L12 239H10V240H6V242H1L0 243V245L2 246V245H4L3 243H5L8 247H10V249L13 247V246H15V245H17V246H19L21 249H23V251L24 252H26L27 254H36V255H40V256H42V257H45V262H46V264H50L51 262V264H81V261H80V254H79V251H78V247L76 246V245H74L73 243H72V240L73 239H75L76 237H80V236H82V233L83 232H81V230H77L74 226H76V222H75V220L73 219V217L71 216V214H72V212H71V214L69 213V212H67V211H65V209L64 208H66V207H63L62 206V203L61 202H59L61 199H63V198H60V199H58V198H56V193H62L63 195H65L66 194V192L63 190L62 191V189H61V187H62V185L60 184V183H58V182H55V180H56V172H57V163H56ZM117 161H119V159L117 160ZM133 161V160H132ZM147 161V160H146ZM151 161V163H148V164H146V169H147V174H148V171L150 170V169H148V167L150 166V168H151V171H149V175H147L148 177H146V174H145V172H146V169L145 168H143L144 169V171L143 170H141V172H144L143 174H145V176L143 177H140V178H144V181L143 182H141L140 181V183H145L144 185V187H143V185L141 184L140 185V183L138 182L139 180L138 179H140L139 178V176L137 177L138 179L136 180L135 179V182H138L139 183V185H140V187L143 189H139V191L142 193H145L144 195H142V194H140V197H141V195L143 196L142 198H141V201H138L137 202V200H135L136 201V204H134V205H128V201L126 202V201H121L122 202V204L125 206V207H129V208H131V209H134V210H136V211H138V214L136 215V217H140V219L141 218H144L145 216H157L159 219H161V220H163L162 222V225L164 224V228H169V227H173V226H175V227H177V225L180 223V222H183V221H186V219L189 217V215H190V213H191V211H195L196 213H197V211H198V209H201L203 206H206V205H212V208H215V207H217V210H214L216 213H219L221 216L222 215H224V218H225V216L227 215V214H230V213H234V211L235 212H239L238 214H240V213H244V214H247V213H250V212H255L254 211V209L252 210L251 208L255 205V202H253V199H251V198H249V197H245V198H242L243 196H241V195H239V193L237 192V191H233L232 193H230L229 194V192H225V190L223 189L224 187L223 186H220V187H218L217 185H215L214 187H211V188H209V187H199L200 185H195V186H192L191 188H190V191L189 190H185L184 188L185 187H188L189 186V184H191V183H193V181H195L196 180V178H198V177H200L201 176V173H197L196 174V177H189L188 176V178H185V179H183V181H181V183H179L176 187L178 188L177 190H176V188H175V185L177 184V183H175L173 186H174V188H173V186H172V181H170V182H168L167 181V179H170L171 178V176L169 175V177H168V175H167V169H165L164 171L161 169L160 170V168L163 166L162 164H165V162H163V161H161V163H158L159 165H160V167H158L159 168V171H161V172H158V171H155L154 170V168H155V166L153 167V165H152V160H150ZM169 161V162H168ZM180 161V162H179ZM209 161L211 162V164L209 163ZM236 161L234 162V163H236ZM251 161V160H250ZM254 161V160H253ZM0 162V165L2 164ZM10 162V161H9ZM45 162V161H44ZM85 162H88V161H85ZM104 162V161H103ZM109 162H110V159H109ZM108 162V163H109ZM112 162V161H111ZM135 162V161H134ZM148 162V161H147ZM202 162V163H201ZM217 164H216V163ZM225 162V163H226ZM248 162V165L250 164L249 163V160L247 161ZM256 162H257V159H256ZM31 163V162H30ZM32 163H35L34 161L32 162ZM31 163V164H32ZM40 163V162H39ZM113 164H114V162H112ZM111 163V164H112ZM132 162H130V164H131ZM183 163V164H182ZM203 163H206V164H204V166H203ZM238 163V162H237ZM236 163V164H237ZM243 163V162H242ZM241 163V164H242ZM244 163H246V162H244ZM11 164V163H10ZM18 164V165H19ZM38 165V163H35V165ZM42 164V163H41ZM87 164V163H86ZM85 164V167L87 166ZM110 164V163H109ZM116 164V163H115ZM143 164H144V161H143ZM151 164V165H150ZM153 164H154V162H153ZM185 164V165H184ZM209 166H208V165ZM239 164V163H238ZM237 164V165H238ZM4 165V164H3ZM17 165V166H18ZM93 165V168H94V164H92V162H91V166ZM98 164H96V166H97ZM123 165V164H122ZM149 165V166H148ZM155 165V164H154ZM158 165V166H159ZM191 165H194V166H191ZM207 165V166H206ZM218 165V166H217ZM230 165H231V162H230ZM236 165V166H237ZM247 165V164H246ZM247 165V166H248ZM252 165H253V163H252ZM255 165V164H254ZM258 165V166H257ZM31 166V165H30ZM117 166V165H116ZM129 166V165H128ZM127 166V167H128ZM137 166V165H136ZM145 166V165H144ZM148 166V167H147ZM152 166V167H151ZM184 166H185V168H184ZM187 166L189 167V169L187 168ZM241 166V165H240ZM244 166V165H243ZM243 166H241V167H243ZM251 166V165H250ZM260 166H261V168H260ZM2 167V166H1ZM22 167H19L18 166V169L19 170H16V173L17 172H19V171H21L20 170V168H22ZM24 167V168H25ZM42 167H44V165L42 166ZM90 167V166H89ZM89 167H88V169H89ZM140 167H142V166H140ZM166 167V166H165ZM234 167V166H233ZM233 167H231V168H233ZM238 167V166H237ZM246 167V166H245ZM254 167V166H253ZM6 168V167H5ZM4 168V169H5ZM8 169H9V167H7ZM31 168V167H30ZM32 168H33V166H32ZM31 168V169H32ZM41 168V167H40ZM92 168V169H93ZM103 168H105V167H103ZM122 168V167H121ZM153 168V169H152ZM172 168V169H171ZM190 169V170H193V169ZM239 168V167H238ZM249 168V167H248ZM251 168V167H250ZM3 169V170H4ZM11 169H12V167H11ZM95 169V168H94ZM117 169V168H116ZM116 169H111V167L110 168H106V169H102V168H98L97 170L100 172L99 173V175L98 176H100V175H102L103 173L105 174V176L106 175H113V173H120L119 172V169H120V167H119V169L118 170H116ZM168 169V170H169ZM185 169H187V170H185ZM210 169V168H209ZM225 169V168H224ZM245 169V171H247V172H249V170H247L246 168H244ZM26 170V168L24 169V171L23 172H19L20 173V175L22 174V173H24L25 175H27L28 176V173H29V168H28V170L27 171H25ZM33 170V169H32ZM43 170V169H42ZM42 170H39V171H37V172H39V174H43L42 173ZM45 170V169H44ZM86 170H87V168H86ZM133 170V169H132ZM175 170V171H174ZM181 170V171H180ZM230 170V169H229ZM229 170H227V171H229ZM233 170H234V168H233ZM233 170H231L232 172H234ZM236 170V169H235ZM252 170H254V168L252 169ZM2 171V170H1ZM11 171V170H10ZM92 170H90V172H91ZM136 171V170H135ZM152 171H153V173H152ZM183 171H185V172H183ZM200 171V170H199ZM198 171V172H199ZM230 171V172H231ZM238 171V170H237ZM5 172V171H4ZM8 172V173H7ZM13 171H11V174H13L12 173ZM26 172H28V173H26ZM153 174H151V173ZM163 172V173H162ZM174 172V173H173ZM192 171H190V173H191ZM204 172V171H203ZM221 173H223L222 171H220ZM225 173H226V171H224ZM241 172V171H240ZM86 173H87V171H86ZM85 173V174H86ZM132 173H133V171H132ZM161 173V174H160ZM165 173H166V175H165ZM189 173V174H190ZM237 173H239V172H237ZM0 174H1V172H0ZM5 174V173H4ZM9 174V171H6V175L10 178V176L8 175ZM10 174V175H11ZM14 174H15V172H14ZM13 174V175H14ZM23 174V175H24ZM32 174V172L29 174V175H31ZM37 174V173H36ZM98 174V173H97ZM142 174V173H141ZM160 174V175H159ZM162 174H164L165 175V177H167V178H159V176L161 177L162 176ZM194 174V173H193ZM226 174H229L228 172L226 173ZM241 174V173H240ZM263 174V173H262ZM261 174V176L262 177H264V175H262ZM2 175V174H1ZM0 175V176H1ZM87 175V174H86ZM88 175H89V171H88ZM124 175H125V173H124ZM130 175V174H129ZM134 175V174H133ZM137 175H139V174H137ZM152 175V176H151ZM178 174H176V176H177ZM186 175V174H185ZM243 174H241V176H242ZM244 175H245V172H244ZM243 175V179H244V177L247 175V176H249V175H251V174H246L245 176ZM22 176V175H21ZM93 176H96V174H94ZM98 176H96L97 178H98ZM104 176V175H103ZM102 176V177H103ZM121 176V175H120ZM131 176V175H130ZM22 177H24V176H22ZM21 177V178H22ZM85 177H89V176H85ZM91 177V176H90ZM108 177V176H107ZM106 177V178H107ZM109 177H111V176H109ZM146 177V178H145ZM5 178H7V177H5ZM14 177L12 176V179H8L7 178V180H9V182H11L12 180V182L14 183V181H16V179L14 180L13 179ZM18 178V177H17ZM27 178H30V176L29 177H27ZM27 178H22V179H27ZM97 178H94V179H96V180H98ZM122 178H124V177H122ZM245 178H247V177H245ZM248 178H251L250 176L248 177ZM2 179H4V176L2 175ZM1 179V180H2ZM31 179V183H30V185L31 186H33V184L35 185V187H37V180L38 179H36V177L34 178H30ZM30 179H27V180H25V181H27L28 182V180H30ZM34 179H36L35 180V183H34ZM81 179V178H80ZM83 179V178H82ZM85 179V178H84ZM84 179L82 180V181H84ZM100 179H102L103 180V178H100ZM116 178H110V180H112L113 182H115L116 180H115ZM119 179V178H118ZM129 179V178H128ZM156 179H161V180H159V182H158V180H156ZM19 180V181H18ZM17 181L18 182H20V179H18ZM39 180H40V177H39ZM87 180V179H86ZM88 180H89V178H88ZM96 180H94V182L96 181ZM105 180V179H104ZM104 180H103V182H104ZM163 180H165V181H167L166 183L163 181ZM33 181V182H32ZM118 181V180H117ZM121 181V180H120ZM131 181V180H130ZM133 181V180H132ZM154 181H156V183L154 182ZM177 181H179V180H177ZM1 182V181H0ZM5 182H7L6 180H5ZM8 182V183H9ZM27 182H24V183H22V181H21V183H22V185L21 184H19L18 185V183L16 184V182H15V185H16V187H14L13 186V183L11 184L12 186H10V191H12L11 189H13V190H15V188H16V191L18 190H20L21 192L23 191L22 189L24 188L23 186H24V184L25 183H27ZM87 182V181H86ZM86 182L84 183V184H86ZM89 182V181H88ZM93 182V183H94ZM102 181L100 180V183H101ZM102 182V183H103ZM106 182V181H105ZM157 182H158V184H157ZM161 182V183H160ZM166 184V185H164V186H168L167 188H165L164 186H163V184L164 183ZM180 182V181H179ZM29 183V182H28ZM98 183V182H97ZM125 183V182H124ZM130 183V182H129ZM4 184V183H3ZM7 184V183H6ZM10 184V183H9ZM91 184H92V182H91ZM161 184H162V187L163 188H165V189H163V190H161L160 188H161ZM167 184H169V185H171L170 187H169V185H167ZM199 184V183H198ZM28 185V184H27ZM95 185V184H94ZM102 185V184H101ZM104 185V184H103ZM112 185V184H111ZM114 185V184H113ZM124 185H126V184H124ZM124 185H122V186H124ZM134 185V184H133ZM136 186H137V188L139 187V185H137V184H135ZM151 185L153 186V188H149V187H151ZM158 185V186H157ZM4 186H5V184H4ZM4 186H0L1 188H3L4 189ZM19 187V189H18V187ZM26 186V185H25ZM31 186H30V188H31ZM109 186V185H108ZM118 186V185H117ZM126 186H129V185H126ZM126 186H125V189H126ZM7 187V185L5 186V188ZM8 187H9V185H8ZM7 187V188H8ZM14 187V188H13ZM20 187H23V188H20ZM35 187H32L31 189L33 190V188L35 189ZM99 187V186H98ZM97 187V188H98ZM104 187V191H106V189H105V185L103 186ZM121 187V186H120ZM132 186H129L127 189H129V192L127 191V189L125 190V192H128V193H130V190L132 191V189H130ZM149 188V189H147V188ZM0 188V189H1ZM6 188V189H7ZM26 188H27V186L25 187V191H26ZM93 188V187H92ZM102 188V187H101ZM114 188V187H113ZM144 188L146 189V190H144ZM2 189V190H3ZM6 189H4L5 191H7ZM108 189V188H107ZM115 189V188H114ZM154 189H158L159 190V192H156V190L155 191H153ZM200 189H202L203 190V192L202 193H200L199 192V190ZM1 190V191H2ZM8 190V191H9ZM28 190V189H27ZM99 190H100V187H99ZM110 190H112V189H109L108 191H110ZM118 190V189H117ZM17 191V192H18ZM30 191V190H29ZM87 191H88V189H87ZM102 191H103V189H102ZM115 191V190H114ZM120 191V190H119ZM163 191H166V193H168V194H170V197H167V198H165V196L163 195ZM171 191V192H170ZM20 192V193H21ZM32 192H34V190L32 191ZM90 192V191H89ZM88 192V193H89ZM98 192H101V190L100 191H97V193ZM110 192H112V191H110ZM110 192H108L109 194L108 195H112V193H110ZM121 194H122V196L123 195H126L127 193H125L124 192V190L122 189L121 191ZM125 194H124V193ZM139 192V193H140ZM8 193V192H7ZM26 193V192H25ZM107 193V192H106ZM116 193V195H118L117 193L118 192H115ZM133 193V192H132ZM131 193V194H132ZM17 194H19V193H17ZM23 195H25L24 193H22ZM29 194V193H28ZM87 194V193H86ZM103 194H104V192H103ZM114 194V193H113ZM131 194H128L129 195V198H131V200L134 198ZM159 194H162L164 197H161L162 195H159ZM21 195V194H20ZM102 194H100L99 196H101ZM106 195V194H105ZM111 195H110V197H111ZM115 195V196H116ZM128 195H126V196H128ZM25 196H27V195H25ZM32 196V197H33ZM68 196V195H67ZM119 196L121 197V195H120V193H119ZM29 198H30V194H29V196H28ZM103 197H105L104 195H103ZM108 197V196H107ZM106 197V198H107ZM7 198V197H6ZM18 198H19V196H18ZM84 198V197H83ZM91 198V197H90ZM116 199L118 198L117 196L115 197ZM115 198H114V200H115ZM125 198V197H124ZM161 198H163V199H161ZM20 199V198H19ZM73 199V198H72ZM102 199V198H101ZM110 199H112V197L111 198H109L108 200H110ZM126 199V198H125ZM128 199V198H127ZM126 199V200H127ZM105 200V199H104ZM107 200V199H106ZM113 200V201H114ZM118 200V199H117ZM134 200V199H133ZM133 200L132 201H130V203H133ZM67 201V200H66ZM100 201V200H99ZM134 201V202H135ZM104 202V201H103ZM102 202V200H101V203H103ZM111 202V201H110ZM115 202V201H114ZM68 203V202H67ZM104 203H106V202H104ZM112 203V202H111ZM111 203H109V202H107V206L105 207V210L103 209V212L104 213H107V215H108V213H110L111 211H113L109 206L111 205ZM208 203V204H207ZM69 204V203H68ZM65 205V204H64ZM97 205H98V203H97ZM109 205V206H108ZM16 206V205H15ZM18 206V205H17ZM70 206V205H69ZM76 207V206H75ZM102 207V206H101ZM123 207V206H122ZM207 207V206H206ZM191 208V209H190ZM70 209V208H69ZM73 209V208H72ZM75 210V209H74ZM99 210V209H98ZM256 210V209H255ZM77 212V211H76ZM75 212V213H76ZM100 212V211H99ZM99 212H97V213H99ZM211 212H213V211H211ZM212 214V213H211ZM214 214V213H213ZM237 214V215H238ZM99 215V214H98ZM219 215V216H220ZM235 215H236V213H235ZM227 216H229V215H227ZM239 216V215H238ZM238 216H235V218H236V220H237V218H238ZM241 216L243 217V215H240V218H241ZM112 217V216H111ZM203 217V216H202ZM208 217H212V215L211 216H209V214H208ZM77 218V217H76ZM215 219H216V217H214ZM217 218H218V216H217ZM229 218H230V216H229ZM231 218H232V216H231ZM240 218H238V220L240 221V226H241V222H242V220H244L243 218H241L242 220H240ZM107 219H110V218H107ZM112 219H114L113 217H112ZM196 219V218H195ZM201 219V218H200ZM207 219V218H206ZM212 219V218H211ZM215 219H213L214 221H215ZM227 219V221H229L228 220V217H226L225 218V220ZM232 219H234V214H233V218ZM231 219V220H232ZM101 220H102V218H101ZM129 220V219H128ZM192 220H194V219H192ZM197 220V219H196ZM209 220V219H208ZM207 220V221H208ZM217 220V219H216ZM224 220V219H223ZM223 220H220L219 219V221L221 222H223ZM235 220V219H234ZM234 221V222H236L237 223V221ZM255 220V219H254ZM104 221V220H103ZM111 221V220H110ZM116 221V220H115ZM121 221V220H120ZM119 221V222H120ZM195 221V220H194ZM198 221V220H197ZM196 221V222H197ZM211 221V220H210ZM213 221V222H214ZM218 221V220H217ZM218 221V222H219ZM226 221V222H227ZM244 221H247L246 219L244 220ZM243 221V222H244ZM249 221V220H248ZM256 222H259V221H257V220H255ZM263 221V220H262ZM105 222V221H104ZM103 222V223H104ZM117 222V221H116ZM124 222V221H123ZM127 222V221H126ZM212 222V221H211ZM230 222V224H232L233 222L232 221H229ZM232 222V223H231ZM255 222V223H256ZM107 223H109V222H107ZM161 223V222H160ZM190 223H193V221L191 222L190 221ZM189 223V224H190ZM195 223V222H194ZM203 223V222H202ZM206 223V222H205ZM215 223H217V222H215ZM228 223V222H227ZM244 223H246V222H244ZM243 223V224H244ZM247 223H249V222H247ZM246 223V224H247ZM250 223H253V222H250ZM84 224V223H83ZM105 224H106V222H105ZM112 224V223H111ZM221 224V223H220ZM220 224H218V225H220ZM257 225L255 226V227H257L258 226V223H256ZM79 225V224H78ZM86 225V224H85ZM108 225V224H107ZM173 225V226H172ZM191 225V224H190ZM213 225V224H212ZM253 225V224H252ZM80 226V225H79ZM109 226V225H108ZM207 226V225H206ZM235 226V225H234ZM251 226V225H250ZM112 227V226H111ZM197 227V226H196ZM219 227V226H218ZM224 226H222V228H223ZM229 227V226H228ZM232 228H233V226H231ZM236 227V226H235ZM239 226H237L236 228H238ZM245 227V226H244ZM243 227V228H244ZM79 228V227H78ZM82 228V227H81ZM92 228V227H91ZM203 228H207V229H214V230H216L215 228L216 227H214V225H213V227H204V225H203ZM221 228V229H222ZM224 228H227V226L226 227H224ZM240 228V227H239ZM263 228V227H262ZM7 229V228H6ZM93 229V228H92ZM91 229V230H92ZM192 229V228H191ZM195 229V228H194ZM230 229V228H229ZM256 229V228H255ZM260 229H261V227H260ZM88 230V229H87ZM178 230V229H177ZM240 230H241V228H240ZM263 230V229H262ZM181 231V230H180ZM195 231V230H194ZM193 231V232H194ZM206 231V230H205ZM213 231V230H212ZM218 231V230H217ZM226 231V230H225ZM231 231V233H233L232 232V230H230ZM243 231V230H242ZM246 231V230H245ZM254 231V230H253ZM257 231V230H256ZM261 231V230H260ZM6 232V231H5ZM89 232V231H88ZM95 232V231H94ZM204 232V231H203ZM202 232V233H203ZM215 232V231H214ZM222 232V231H221ZM228 232V231H227ZM235 232H236V230H235ZM234 232V233H235ZM239 232V231H238ZM244 232V231H243ZM263 233H264V231H262ZM12 233H14V232H12ZM195 233V232H194ZM207 233H208V231H207ZM212 233V232H211ZM237 233V232H236ZM5 234H7V233H5ZM94 234V233H93ZM193 234V233H192ZM253 234V233H252ZM252 234H250L249 236H252ZM201 235H203V234H201ZM209 235V234H208ZM212 235V234H211ZM222 235V234H221ZM243 235V234H242ZM241 234H240V236H242ZM255 235L256 236H260L261 235V233L260 234H254V236H252V237H254V238H256L255 237ZM9 236V235H8ZM239 236V235H238ZM238 236H236L235 235V237H238ZM244 236H248V235H244ZM258 236V237H259ZM196 237V236H195ZM205 237H206V235H205ZM208 237V236H207ZM215 237H217V235L215 236ZM223 237L226 239V237L223 235ZM229 237H232L231 235L229 236ZM228 237V238H229ZM243 237V236H242ZM9 238V237H8ZM188 238V237H187ZM209 238H210V236H209ZM214 238V237H213ZM228 238H227V241H228ZM253 238V239H254ZM5 239V238H4ZM88 239V238H87ZM93 239V238H92ZM91 239V240H92ZM197 239V238H196ZM215 239V238H214ZM219 239V238H218ZM233 238H231V240H232ZM246 239V240H245ZM244 239V237H243V239L242 240H245L247 243H248V245L249 246H251V243H250V240L249 241H247V238H245ZM249 239V238H248ZM250 239H251V237H250ZM253 239H251V241L253 240ZM108 240V239H107ZM191 240V239H190ZM200 240H201V238H200ZM204 240V239H203ZM234 240V242L233 243H235V240L237 241V242H240V240H241V238H240V240H238V238H234L233 239ZM242 240H241V245H239V243L237 244V242H236V245H234V246H238V248H239V246H241L242 247V245H244V246H247V243L246 244H244L243 242H242ZM260 240V239H259ZM103 242H104V240H102ZM227 241H226V243H227ZM257 242H258V240H256ZM256 241H254V242H256ZM92 242V241H91ZM102 242V244H105V243H103ZM150 242V241H149ZM152 242V241H151ZM160 242H161V240H160ZM198 242H200V241H198ZM214 242H215V240H214ZM221 242V241H220ZM253 242V241H252ZM253 242V243H254ZM90 243V242H89ZM93 243V242H92ZM92 243H90V244H92ZM96 243V242H95ZM163 243H165V242H163ZM169 244H170V242H168ZM210 243H212V242H210ZM259 243V242H258ZM86 244V243H85ZM88 244V243H87ZM128 244V243H127ZM147 244V243H146ZM148 244H150V243H148ZM154 244V243H153ZM167 244V243H166ZM202 244H203V242H202ZM221 244H224V242L222 243L221 242ZM261 244V243H260ZM263 244V243H262ZM123 245H124V243H123ZM144 246H146V248L147 247H151V245H149V246H147V245H145V244H143ZM171 245V244H170ZM206 245H208V243L206 244ZM211 245V244H210ZM213 245H215L214 243H213ZM228 245H229V243H228ZM233 244H231V246H232ZM256 245V244H255ZM258 245V244H257ZM256 245V246H257ZM109 246V245H108ZM118 246V245H117ZM154 246V245H153ZM157 246V245H156ZM160 246V245H159ZM172 246V245H171ZM218 246V245H217ZM230 246V247H231ZM233 246V247H234ZM244 246L242 247L244 250H246V255H247V252H248V254L250 253V250L251 249H249L248 247H246V249L244 248ZM264 246V245H263ZM95 247V246H94ZM98 248L100 247V245L99 246H97ZM105 247H107L106 245H105ZM105 247H102V250H103V248H105ZM139 247H142V246H139ZM215 247H216V245H215ZM252 247V253H254L253 254V256H255V252L254 251H256L255 249L253 250V248H255V246L253 247V246H251ZM262 247V246H261ZM92 248H93V245H92ZM101 248V247H100ZM100 248L97 250V251H99L100 250ZM118 248H119V246H118ZM156 247L154 246V248L153 249H148V252L150 253V254H153V252H154V249H155ZM205 248V247H204ZM210 248V247H209ZM235 248V247H234ZM256 248H258L259 249V247H256ZM9 249V248H8ZM107 249H108V247H107ZM112 249V248H111ZM115 249V248H114ZM113 249V250H114ZM120 249V248H119ZM135 249V248H134ZM139 248H137L136 250H138ZM239 249H241V248H239ZM247 249H249V251L247 250ZM263 249L264 248H262V250L261 249H259L258 251H260L261 250V252L263 253ZM110 250V248L108 249V251ZM115 250H117V249H115ZM121 250H122V248H121ZM121 250H119V251H121ZM142 250L143 251H145V249H144V247H143V249H140V250H138V251H141L142 252ZM151 250H153V252L150 251ZM164 250H167V249H164ZM96 251V252H97ZM129 251H130V249H129ZM137 251V252H138ZM157 251V250H156ZM155 251V253H158V252H156ZM209 251H211V250H209ZM216 251V250H215ZM233 251H234V249L232 250V253H233ZM102 252V251H101ZM105 251H103V253H104ZM107 252V251H106ZM116 252V251H115ZM135 253L136 251L134 250V251H132V253ZM136 252V253H137ZM140 252V253H141ZM145 252H147V250L145 251ZM144 252V253H145ZM148 252L145 254V255H147L148 257L150 256V255H148ZM162 252H165V251H162ZM225 252V251H224ZM226 252H227V250H226ZM241 252H243V250H241ZM245 252V251H244ZM98 253V252H97ZM102 253V254H103ZM117 253V252H116ZM132 253H131V255H132ZM135 253V254H136ZM140 253H138L139 254V256H140ZM165 253H167L168 255H169V252H165ZM213 253V252H212ZM237 253V252H236ZM252 253H251V255H252ZM113 254V253H112ZM120 254H122V253H120ZM125 254V253H124ZM161 253H160V251H159V253H158V255H160ZM162 254H164V253H162ZM170 254H171V250H170ZM219 254H220V251H219ZM223 254V253H222ZM104 255V254H103ZM137 255V254H136ZM136 255H133V256H136ZM214 255V254H213ZM212 255V256H213ZM223 255H225V253L223 254ZM222 255V256H223ZM114 256H115V254H114ZM155 256V255H154ZM164 256H167L166 254L165 255H163L162 257L163 258H160V259H162V260H160V262H159V260H158V262L159 263H161V262H165V261H163V259H165L164 258ZM171 256H173V255H171ZM170 256V257H171ZM215 256V255H214ZM221 256V255H220ZM263 256V255H262ZM92 257V256H91ZM97 257V256H96ZM122 257V256H121ZM145 257V256H144ZM157 257V256H156ZM249 257V256H248ZM252 257V256H251ZM90 258V257H89ZM117 258V257H116ZM119 258V257H118ZM151 256H150V259H147L148 261H150L151 260ZM167 258V257H166ZM255 258V257H254ZM91 259V258H90ZM100 259H102V257L100 258ZM131 259V258H130ZM133 259V258H132ZM136 259V257L134 258V260ZM142 259H144V258H142ZM142 259H140L141 261H140V263H142L143 262V260ZM146 259V258H145ZM144 259V264H148V262H145V261H147V260H145ZM155 259V258H154ZM153 259V260H154ZM169 258H167V260H168ZM248 259V258H247ZM252 259H253V257H252ZM99 260V259H98ZM106 260H107V258H106ZM109 260V259H108ZM119 260V259H118ZM120 260H122V258L120 259ZM137 260H138V258H137ZM255 260V259H254ZM94 261H96V259H94ZM93 261V262H94ZM116 261V260H115ZM123 261V260H122ZM155 261L156 260H154V263H155ZM247 261V260H246ZM251 261V260H250ZM249 261V262H250ZM50 262V263H49ZM93 262H92V259H91V264H93ZM121 262V261H120ZM152 262V263H151ZM151 262H150V264H153V261L151 260ZM256 262V261H255ZM86 263H88V262H86ZM98 263V262H97ZM125 263V262H124ZM123 263V264H124ZM138 263V262H137ZM140 263H138V264H140ZM166 263H167V261H166ZM248 263V262H247ZM264 263V262H263ZM6 264H9V261H7V263ZM99 264V263H98ZM109 264V263H108ZM126 264V263H125ZM143 264V263H142ZM155 264H157V261H156V263ZM249 264V263H248ZM254 264H256V263H254Z\"/></svg>",
  "mask_w": 264,
  "mask_h": 264
},
{
  "label": "crops",
  "instance_id": "crops-1",
  "mask_svg": "<svg viewBox=\"0 0 264 264\" xmlns=\"http://www.w3.org/2000/svg\"><path fill=\"white\" fill-rule=\"evenodd\" d=\"M28 104L29 103H27V105ZM20 106H22V105L20 104ZM22 108H25V105ZM25 112H27V111L25 110ZM30 112L31 111H28V113H29V114H27V115H29L28 117H31ZM65 113L66 114H72L70 111L69 112L65 111L63 114H61V118L62 119L72 116V115H64ZM45 122H46V119H45ZM62 123L65 126L66 121H63ZM55 128L58 131V133H63L64 134L65 132H67V128L66 127H65V131L64 132L58 126L55 127ZM77 161L74 164L73 163L69 164V162L65 160V163L67 165L68 174L71 173L72 176H74V174H78L79 161L78 162ZM7 171H8V168H7ZM0 172H1V170H0ZM7 178L10 179L9 177H7ZM7 178L4 177V179H2V180H7ZM0 180H1V177H0ZM57 180H60V179H57ZM7 181H9V180H7ZM213 209L217 210V207H215ZM254 211L255 212L247 213V215H249V218H250L249 220H251L257 214L258 209L254 210ZM137 214H138V211H136V210H135V212H131L130 214L125 212V211H119V212L111 211L110 213H108V215H107V213H104V220H106V222H109V223H107L109 226L106 227V228L110 229L111 231H115V232L119 233V235H120V244L130 243L129 242V239H130V240H135L136 243H131V244H134V245H141V246L143 244L148 245V246L149 245H151V246L159 245L160 243H156L155 239L150 236V235L154 234L155 232L164 233L165 237L163 239L166 241L165 243H167V244H169L168 242H170V244H173V245H186L187 244V239L186 238H178L175 235H176V232L178 230H181L183 228H187V226L190 225L189 222L183 221V222H180L177 225V227L172 225L173 227H169V228L158 227L159 225L153 224V223L150 224V225L147 224V223H145V224H142V223L137 224V220H136L137 219V217H136ZM111 216L114 219H112ZM107 218H110V219H107ZM129 218H131L130 219L131 221L128 220ZM235 224L236 223L233 221L231 226H233L236 229V227H235L236 225ZM144 226H146V227H144ZM255 226H256V224L253 223V225L251 224V226H249V228L255 227ZM257 227H259V226H257ZM82 231L83 230H81V232ZM94 231H95V228H93L92 230L89 229V230H87L85 232L83 231L82 235L91 234V232H94ZM12 232H14V233H12ZM15 232H16L15 229L12 228L11 225H0V243L1 242H6V240L12 239L14 236H16ZM5 233H7V234H5ZM145 233H146V236H144ZM258 236L255 235L256 238ZM260 237H262V234L260 235ZM148 243H150V244H148ZM3 244L4 245H2V246L0 245V263L5 264V262L11 260V261L15 262L14 264H43L40 255L26 254L17 245L13 246L10 249V247H8L5 243H3Z\"/></svg>",
  "mask_w": 264,
  "mask_h": 264
}]
</instances>
